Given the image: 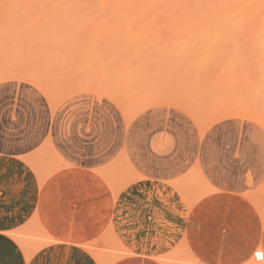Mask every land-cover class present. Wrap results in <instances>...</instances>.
<instances>
[{"label":"rangeland","instance_id":"1","mask_svg":"<svg viewBox=\"0 0 264 264\" xmlns=\"http://www.w3.org/2000/svg\"><path fill=\"white\" fill-rule=\"evenodd\" d=\"M8 1H10V0H8ZM8 1H6V2H8ZM24 1L25 0L18 1L19 3H22L23 5H20L19 3H17V1H16V3L19 4L23 8H25L27 6L29 7L30 6L29 4H31L32 8L27 7L28 9L25 8L26 10L33 9V7H36L38 9L37 12L35 11L37 9H35V10L33 9L34 11L32 10V12H29V13H32L34 15H36V13L39 14L38 13L40 10L38 8L39 6H41L43 9V7L45 5H47L46 4L47 2L45 3V1H44L45 5L43 6V3H42L43 0H39L40 3H38L39 2L38 1V2H36L37 4L34 3L36 0H32V2H29V3H27L29 0H26L27 2L25 1V3H24ZM46 1H49V0H46ZM78 1H81V0H78ZM6 2L4 4L5 5L4 7H1L2 5L0 6V11H1L0 14L2 12L6 14L10 10L9 9L7 11V9L5 8V7H7ZM14 2H15V0H14ZM56 2H57V0H56ZM65 2H63V0L61 2V0H60L59 3L57 2L58 4H56L58 6L60 5L62 7V9L65 10L64 13L66 12L65 6L68 3L67 2L65 4ZM87 2H90L88 4L91 5L89 7L85 3L87 6V7L85 6L86 7L85 10L86 11L89 10L87 12L83 11L84 10L83 7H82L83 8L82 12L80 11L81 10L80 5L84 6L85 4H80L78 2L79 4L77 5V0L74 2L72 1L73 4H70L71 2L68 3L69 7H70V5L71 6L74 5V3H76V6H77V11H76V8H75V10L69 9L67 6L69 13L66 12L67 14H65V17L66 18L69 17V18H67L68 20L64 17L63 14H61L63 12L60 10L61 7L56 6L59 8L58 12L61 14L60 16H62V15L63 16L61 18H60V16H57L59 19H61L60 20L61 22L57 19H55V20L59 21L58 23L64 22L65 25L62 23L63 26H61V24L59 25L56 23V25H55L52 23L53 21H54V23L57 22V21L53 20V18L56 17L54 15L55 13H57L56 10L53 13V15L55 17L51 16L52 18L51 17H50L51 19L49 18L50 14H52V13L49 14L48 10L49 9L51 10V8L54 7L51 5H49V6L47 5L49 8V9L47 8L48 10L44 9V11H47V13L49 15H46V13H43L46 15V17L48 16L50 21L48 18H46L45 16L42 15V12H43L42 9L40 10V11H42L39 15L40 18L36 17L37 15L35 17L33 16L34 21L31 20L32 15L30 16V14L27 13L28 11L26 12L25 9L24 10L26 13L25 12L24 13H25V15H28V16L21 17V15H19V13L17 12L18 9L20 10V6L18 5L19 6L18 7L16 5V3H13V2L12 3L8 2L10 5L8 4L7 8H9L10 6H12V8H13L16 5L15 9H12L13 12L12 13L10 12V13L13 17L14 16H15V18L18 17V19L16 18L17 19L16 21H15V19H13V21L10 20L11 23L10 22L6 23L2 19H0L2 22L7 24V25L2 24L0 21V25H5V27L0 26V52L4 51L3 52L4 54L0 53V56H2V57H0L1 58L0 59V61H1L0 62V64H1L0 68L2 69V70L0 69V154L17 156V157H19V160H20V161L18 160L17 162H1L0 161V264H123V260L126 259L127 257L136 256L138 254L144 255L139 250H141L142 247L146 246L147 243L149 242V240L150 241L153 240L151 243H149V245H153L157 248H161V249L165 250L164 254L162 256H158L156 259L151 258V257L149 258L153 261L158 262L159 264H203L201 261H199L197 259L196 255L194 254L197 251V249L201 250L203 252V254H206V255L208 254L209 256H213V257L226 258V259H230V258L234 259L235 258L236 261L238 262V264H259L260 260L264 264V220L261 218L260 212L257 208V206H258L261 210L264 211V190H263L264 186H262L258 189H255L253 191V193H256V198H257L256 202H252L251 200L245 199V200H247L248 209L250 212H246L244 214V220L246 221L245 223H243L242 217L240 218V223L238 226H237V222H236L237 215H238L236 204L234 202L227 203V201H224L225 196H216L218 194L214 195V193H212V192L206 193L205 188L208 187L207 186L208 182L210 183L212 181L211 176H216V174L219 175L218 173H221V171H222V173L225 174L227 169H229V168L232 169V166H233L232 161L234 160V158L233 157L230 158L231 155H230L229 151H231V149H228V148L226 150L224 149L225 152L222 153L223 155H221V152H223L222 151L223 147L226 148V143L230 141V140L226 141V139L228 140L229 138H224V141H221L223 143H220V142H218V144L214 143V145L217 146V147L216 146L215 147L218 148V150L220 148V151H219L220 154L219 153L216 154L217 152H215V150H217V149L212 147L213 149H215V150H213L211 148V146L208 147V149H207L208 152L206 151L207 153L210 152L211 155H212L211 151H214L215 153H214L213 157L216 155L219 156V160L217 158L218 156L215 158V159H217V160H215V162L219 161V164H222L220 162V160L222 159L223 156L225 157V158L224 157L223 158L226 161L230 160V159L232 160V158H233L232 161L231 160L229 162L227 161L228 163L224 159H222V160H224V161H222L223 165H225V163L227 164L226 169H223V167H222L221 168L222 170H220V168H218L219 166H217L218 164L216 163L217 164L216 165V164H214L215 162L212 161V159H214V158H212V156L207 155V153L205 154L204 151L206 150V147H207V144H205V148H204L205 150L200 151V154H199L200 156L203 155L200 158L201 160L199 159V161H198V166L201 168H197L198 167L197 165L194 166L193 168H189V170H187L184 174L179 176V178H176L177 179L176 181L179 182L178 185L180 188L178 189L174 184L169 183V184H167V187H169V189L166 191L160 190L161 186L155 185L154 183L143 184L141 182V180L133 178L134 175H133L132 171L130 170V165L126 162L123 163L122 161H119L123 156V148L121 146L116 151L114 150L112 152H107V151L98 147V143L96 140L97 139L96 133L100 132L101 130H104V131L106 129L108 130V128L112 127V125L117 126L116 129L123 131V136H124V133L127 131L129 134L128 135L129 139H130V136L132 133L135 134V133L139 132V130H141L142 132H145V130L147 128V127L145 128V125H147L146 124L147 121L142 122L141 120L146 119V118H143V117L140 118V117H137L136 115L138 113H140L141 111H143L144 109L152 107V106L169 105V106H174L176 108L184 110L187 113V115L190 116V119L193 121L196 128L199 129L200 133H205L209 129V127L212 126L216 122V120L219 121V119L223 120V119L228 118V117H235V118H238L240 121H243L244 123H242V122L233 123L235 126L243 125L244 131H247L244 133V137H246V138L242 139V140H244L243 146H246V147L243 148V146H242V148L245 150L242 149L243 153H240L241 157L243 155L241 160H244L242 162H244V163L247 162V164H248V161L250 160V158H254V159H251L249 161V163H251V161L253 162V160L255 162V159H256V163H257V160L260 161L261 157H262L261 156L262 153H260V152H262V150H260V146L264 145V106H263V104H264V91H263L264 90V83H263L264 82V74H263L264 73V69H263L264 68V60H263L264 59V54H263L264 53V45H262V43H260V42H263V44H264V38H263L264 35H262V34L260 35L259 34L260 31L257 34L254 33V36H252L253 39L256 37L254 39V41H255L254 42L251 35L248 36V34L245 33L246 34V36H245V34L243 33L244 31L242 32L241 30L240 31L236 30L238 28L234 29V27L236 25H238V27L241 26V25H239L240 23L238 21L237 22L236 21H230V23H229L230 28H228L227 30H225L226 28H223V27H219V28L216 27L217 23L215 25V28H213V26H212V29L223 28L225 31H227L229 33V36L230 35L232 37L235 36L236 39H241V40L244 39V44H245V47H244L243 44H241V45L239 44L241 41H238V40L236 41L235 38H234V40L233 39L230 40L232 37L231 36L228 37V33L226 32L227 33L226 34L222 30L221 31L214 30L215 32H212L213 30H210V32H209L208 30L211 28L208 29V27H207L208 32L203 31L204 34L206 33L205 35H203V33L200 30L197 31L198 28H196V30H195V27H197V26L199 28L201 26L202 29L204 27H206L207 25L209 26V24H206V23H208V19L205 20V22L203 21L206 24V25H204L201 18H200L201 21H199V24H197V25L196 24H191V25L189 24V26L195 25L194 28H193V26L191 27L194 29V31H193V29L191 30L190 27L186 25L187 28L189 27L188 28L189 30L182 29L183 31L181 32V29H180V31H178L179 29L177 30L175 28L177 21H172L173 17H172V19H171V17L168 18L169 15L167 14L168 15L167 16L164 14V13H166V10H164V7H162V6H164V4L167 5L166 3H161L162 6L160 5V3L156 4V7H155L156 10L158 9L157 11L160 10V13L161 12H164V13L163 14L158 13V15L161 16V19H160V16H155L156 18L159 17L158 19H155V22L153 20L155 17H153L152 20H149V19H151L149 12H153L152 10L149 11L148 14L146 13L147 16H146V14H144V16L141 15L143 17H145V16L148 17V19L147 20L143 19L144 21L141 22L144 26L141 25V23H140V26H138V28L140 27L139 28L140 32H139V30L137 31V29H136L137 28L136 22L133 23V21H135L136 18H138L140 16L139 15L138 16L136 15L137 17L133 16L136 18H135V20H132L133 18H131V15H130L129 17L132 20V22H131L130 18H128V16H127V14H128L127 11L123 10L124 6H126L127 4H120V9L118 8V10H117V12L120 10H123L121 12H123L124 15L126 14V16H125L126 21L123 20L124 16H122L120 14L119 15H120L121 19H117V17L119 15L115 16L113 13V12H115L113 7H116V6H113V7L111 6L114 11L113 12L111 11V13L109 15L113 14L112 20L113 21L116 20L119 22L115 21L116 24H114V22L109 21L107 13H108V11L110 12V10H111L110 9L107 12H105L106 17L104 16V18H105L104 20L105 21L108 20V23L106 24V22H104V20H103V22H100V21L102 19V17H101L102 14L103 15L105 14V13H103L104 12L103 10H105L107 6H104L105 9L102 8L103 9L102 10L100 7L103 6V4L101 5V3L99 4V2L95 1L97 3V5H101L100 7L97 8L95 6V4H94V6H92L93 2L91 0L87 1ZM1 3H3V0L0 1V4ZM50 3H52L54 5L55 1L52 0V2H50ZM81 3H83V2H81ZM13 4H15V5H13ZM34 4L39 5V6L37 7ZM116 4H118L117 5V7H118L119 3H116ZM24 5H25V7H24ZM107 5H109V4H107ZM74 6H72L70 8H74ZM91 7H93V8H91ZM108 7H110V6H108ZM168 7L171 8L172 12H176V10H172L175 8L174 6H173L174 8H172L171 5H169ZM44 8H46V6ZM58 8H57V10H58ZM96 8L97 9L100 8L103 12L101 11L102 12L101 13L99 11L100 9L97 10ZM166 8L167 7H165V9ZM93 9L97 10L99 12V13H97L96 11L93 12V13H97V16H98V14H101V16L99 15L100 20L97 19V17L95 16L96 14L93 15V13L91 12ZM71 10L74 11V16L71 13L72 12ZM136 10L138 11V9H136ZM168 10H169V12H167V13H171L170 9H168ZM4 11H7V12H4ZM22 11L23 10H21L19 12L23 13ZM53 11H51V12H53ZM14 12H17L18 14L15 15L16 13H14ZM88 12H91V13H88ZM133 12L131 14H133ZM3 13L0 15V17L3 15L2 18L7 21L8 19L6 18V15H9V17H11V15L10 14L5 15ZM77 14H79V16H78L79 21L82 23V25L86 26V27H82V25L79 26L81 23L79 21H77V23L79 22L78 26L81 28L82 32L79 28H76L78 26H73L74 24L77 25L76 20L74 21V18L78 20ZM88 14H90L89 17L91 16V20L93 19L92 16H94V23L91 21L88 22L89 24L91 22L92 25L94 26V28L99 29V25H100L99 23H102V24H105V25H103V26H105V28L109 26L110 29L109 30L104 29L102 24H101L100 26L103 28L102 30L92 28L93 30L91 31V33L88 34V32H90V30H91L90 26H92L91 24L88 26L87 20L88 19L90 20V18H88ZM136 14H138V13H136ZM141 14H143V13H141ZM153 14L156 15L157 13L153 12ZM56 15H58V14H56ZM67 15H69V16H67ZM171 15H173L175 18L174 14H171ZM82 16H83V18H82ZM86 16L88 19L86 18ZM26 17H30V19L29 18L26 19ZM41 17L44 19L46 18L45 20L48 19L46 21V23H45V21H42ZM143 17L138 18V19L141 21V19ZM62 18L65 21H62ZM84 18L86 21L85 20L83 21ZM95 18H96V21L97 20L99 21V23L98 22L95 23ZM178 18L181 19L179 16H177V19ZM40 19H41L42 23L39 22ZM168 19H170V20H168ZM191 19L192 18H190V20ZM196 19L194 20V23L198 22V21H196ZM200 19L198 18V20H200ZM66 20H67V22H66ZM120 20H122V21H120ZM23 21H24V24L22 23ZM35 21H36V23H35ZM48 21H49V23H51V24H49V27L52 24H53L51 26L52 28H53V26H55V31H54V28L53 29L51 27L47 28L48 27V25H47ZM70 21L71 22L73 21V22L71 23ZM178 21L181 22V25L184 23V22L182 23L183 20L182 21L178 20ZM16 22L21 23V24H17L18 25L17 26ZM25 22H27L29 24L32 22L33 23L31 25L28 24L26 26L27 23L25 24ZM83 22H86V23L83 24ZM109 22H111V23H109ZM124 22H126V25L128 24L127 25L128 27L125 26ZM192 22H193V20H192ZM201 22H202V24L200 25ZM232 22H234V24H235V26H233L234 24H232L233 30L235 32L230 31ZM97 23H98V25H96V27H95L94 24H97ZM120 23L122 24L121 27L124 28V29L122 28L123 29L122 33H124V31H126L127 34L126 35L124 34V36H126V37L128 36V40L126 39V41H125L124 40L125 38H123L124 36L121 34V29H120L121 36L118 34H116V35H117V37H119V36L121 37L122 43L120 42L119 38H117L115 36L116 32H114V31H116L115 30L116 28H118V29L120 28L119 27ZM152 23H154V26H151ZM157 23L158 24L161 23V24L166 25V27L162 26L164 29L165 28L167 29V26H168V31L164 32L163 31L164 29L161 28L157 32V29H158ZM188 23H189V19H188ZM188 23H186V24H188ZM214 23H215V21H214ZM137 24L139 25V23H137ZM161 24L159 25V28H160ZM168 24H171V26L172 25L173 26L171 27ZM12 25H14V26H12ZM23 25H25V26H23ZM40 25H41V27H40ZM130 25L132 26V28L130 27ZM147 25H150L151 27L150 26L148 27ZM181 25L178 24V26H180V27L185 26V25H182V26ZM8 26L11 27V30H10V28H8ZM21 26H23L24 29ZM30 26H33L35 30H37L36 28H38L39 31H41V32L43 31L42 33L43 34L45 33L48 36L45 35V36H47L45 38L44 36H42L43 35L42 33H40L39 31L35 32V30L34 29L32 30L30 28ZM69 26L76 28L77 32L79 31L81 34L79 32H78V34L74 33L76 29H73V28L69 29ZM87 26H88V28H87ZM111 26H112V28H114L113 33L111 32L113 34L112 37H111L112 34L109 33L111 30H113L111 28ZM186 26L184 28H186ZM243 26L246 27L247 24L244 25V23H243ZM243 26H242V28H244ZM43 27L45 29H48L47 33ZM56 27H58V29H56ZM153 27H154V29H153ZM180 27H178V28H180ZM248 27L250 29H253V27H251V25H249V23H248ZM82 28L83 29L85 28V29L83 30ZM86 28L89 29L88 32L86 31L87 30ZM145 28H148V30L152 33L154 32L152 35L157 36L159 33H161L162 36L163 35L165 36L164 33H166V34L170 33V35L167 34L168 36H165V37H167V38H165L166 41L163 40L164 36H163V38H161V35H160L159 37L161 39L158 38V36H157V38H155L156 36L154 37L156 39V42H155V39L153 37H150L151 38L150 41H153V42H148L149 41L148 38H149L150 34L147 33L149 31L148 30L146 31ZM172 28H174V29H172ZM12 29L14 31L16 29V31L14 32ZM18 29L20 31H23L24 33H27L29 31L28 32L29 35L32 34L33 36L28 37L29 36L28 34L25 35L22 32L19 33ZM40 29H42V30H40ZM50 29L52 30V32L54 31L55 34L54 33L52 34ZM67 29H69V31ZM141 29L142 30L144 29L145 31L144 30L143 31L149 35H146L144 32L141 33ZM17 30H18V32H17ZM59 30H61V31H59ZM104 30L107 32H105ZM134 30L137 31V32L136 31L134 32L135 34L133 33ZM151 30H153V31H151ZM4 31L6 32V34H3ZM72 31H74V32L69 33ZM83 31H84V33H83ZM101 31H103V32H101ZM216 31L217 32L219 31L218 33L223 32L226 36L223 34L221 35V33L217 34V36H216V33H217ZM252 31L254 32V29ZM13 32H14V35L12 34ZM85 32H86V34H85ZM155 32H157L158 34H156ZM174 32H176V33H174ZM194 32H198V34H196V37H195ZM247 32H248V30H247ZM255 32H257V31H255ZM18 33L21 36L18 35ZM36 33L37 34L40 33L42 35H40V34L36 35ZM50 33H51V36H50L51 39H49ZM128 33H130V35L132 33L136 36L137 35L139 36L141 34L142 36H140V38L137 37V39L139 38L141 40V37H142V40H143V41L141 40L142 44H141V41L137 40L136 36H134L135 39L133 40V38H132V40L134 42L133 43L131 42L130 44L126 45L127 42L129 43L130 38H131ZM248 33H251V30ZM262 33H264V32H262ZM107 34L110 36V38H111L110 40H112V38H115V37L118 39L119 45H117L118 44V42H117L116 47H118L119 49L117 48V51L115 52V54L119 53L120 57H118L119 54H117V55L113 54L112 55V53H114V50H111L113 48L112 45L115 44L112 41H114L115 39H113L111 41L112 42V44H111L109 42L110 40H109V36H107ZM183 34H184V36H183ZM15 35H18V36L15 37ZM24 35L26 36L25 37L26 39L27 38L29 40L31 39L30 40L31 42L29 40L26 41L25 38H24L25 39L24 41L20 40L24 44H22L20 41H19L20 43L18 42V40L20 38H18L16 40L17 37L20 36L22 38V37H24ZM52 35H53V38H52ZM56 35H58V36L56 37ZM77 35H78V37H77ZM82 35H84V36H82ZM90 35L94 41L90 40L91 38H88V36L90 37ZM93 35H94V37H92ZM143 35L145 37L147 36V38L146 39L143 38ZM173 35L176 37H174ZM40 36H42V37H40ZM85 36H87V38ZM96 36L100 37V38H98V40H99L98 43L100 44V45H98V47H97V42L95 43V40H97ZM219 36H222V37H219ZM223 36H224V38H223ZM239 36H240V38H239ZM242 36L243 37L245 36V38L248 36L247 39H249V37H251L250 39L256 45L252 44V42H249L250 40L246 41L247 39L243 38ZM14 37H15V39H14ZM32 37H34V38H32ZM102 37L106 38V39H103ZM132 37H133V35H132ZM227 37L230 38V39H227L228 44L226 43L225 40H223ZM42 38L44 41H42ZM54 38H56V39H54ZM69 38H70V41H69ZM35 39L36 40L39 39V41L37 40L35 42ZM66 39H68V40H66ZM84 39H85V42H84ZM100 39H102V41H103L102 45L105 44V46H104L105 48L103 46L101 47L102 41ZM152 39H154V40H152ZM157 39H160L163 42H167V41H170V42H167V44L166 43L164 44L162 41L159 40V42L157 44V41H158ZM184 39L185 40L187 39V41H185ZM258 39H259V41H256ZM13 40H15V42ZM175 40L176 41L178 40V42H175ZM201 40H203V41L206 40V41L203 42ZM89 41L92 43V45H94V44H96V45H94V46L90 45ZM100 41H101V43H100ZM123 41H125V43H123ZM231 41H233V43L236 42V43H234L236 45H234ZM56 42H57V44H56ZM72 42H73V44H75V46L79 42H80V44L77 45L76 49H75ZM137 42H139V44ZM237 42H239V43H237ZM66 43H68V44L66 45ZM150 43L151 44L155 43V45H156L155 49H154L153 45H150ZM172 43H173V46H172ZM174 43H176V44H174ZM194 43H196V44L198 43V44L196 45ZM241 43H243V42H241ZM11 44H14V45H11ZM30 44H32V45H30ZM159 44H162V46H160L162 48L159 47ZM219 44H221L222 47H220ZM223 44H224V46H223ZM247 44L248 45L252 44L253 46L250 45L248 48H246V46H248ZM46 45H48V46L46 47ZM58 45H60L59 48L57 47ZM69 45L71 47H69ZM107 45H108V47H107ZM109 45H110V47H109ZM121 45L123 47H125V45H126L125 48H128V49H126V51H125V49H123V47ZM130 45L132 46L131 48H135L133 51H131V49L129 50ZM166 45H168V47H166ZM170 45H171V47H170ZM189 45H191L192 47H190ZM194 45H195V48H194ZM231 45H232V47H231ZM233 45L235 47L238 46V48L240 47L241 49L235 48ZM43 46H45V47H43ZM65 46L68 49H66ZM87 46H89V48L92 46V48H90L88 50ZM99 46H100V48H99ZM119 46H121L122 48ZM141 46H143V47H141ZM258 46H259V49H258ZM7 47L9 49L8 51H10V52H5ZM18 47H20L18 50H13V49H17ZM54 47L56 48V50ZM62 47L64 48L65 51H63ZM96 47L98 49H95ZM197 47L199 50L198 52H197ZM229 47H231V48L229 49ZM28 48H29L30 52L28 51ZM32 48H33V50H32ZM73 48L75 50H73ZM78 48L79 49L81 48V49L79 50ZM83 48H85V49H83ZM102 48H104V50ZM152 48L154 49L153 51H152ZM168 48H170V49H168ZM173 48H175L176 50ZM178 48H180L179 49L180 51L178 50ZM20 49H21V51H19ZM23 49H25V50H23ZM77 49H78V51H77ZM82 49H83V51L87 49V51L84 52L85 56L82 55V53H81V52H83V51H81ZM94 49H95V51H92ZM165 49H166V51H165ZM249 49H250V51L248 52L247 50H249ZM254 49L256 51L262 49L263 51L261 50L258 53V52H255ZM99 50H101V51H99ZM122 50H123V53L120 52ZM137 50H138V52H137ZM159 50H160V52H159ZM186 50H188V52ZM191 50H192V52H191ZM207 50H212V52L207 51ZM240 50L241 51L243 50L244 52L242 51V53H241ZM52 51L56 52L55 55L53 53H51ZM72 51H74V53ZM102 51H104V52H102ZM139 51L141 54L139 53ZM183 51H185V52H183ZM193 51H194V53H193ZM216 51H218V52H216ZM71 52H72V55L76 54V55H73L72 58H71V56H72ZM78 52L80 54H78ZM86 52H88V53H86ZM97 52L99 53V56L101 55L100 58H99ZM106 52H108V55H106L107 54ZM125 52L130 53V55L132 54L133 57L136 56L137 54H139L138 56L134 57L135 59L138 57H141L144 59H141V61H140V58H138L136 60L134 58L132 59V57L130 55L126 54ZM149 52L151 55L148 54ZM190 52H191V54H190ZM42 53H44V54H42ZM89 53L91 54V56ZM142 53H144V54H142ZM168 53H170V54H168ZM226 53H228V54H226ZM243 53H245L244 56H243ZM34 54H36V55H34ZM40 54L42 55L43 58L41 57ZM62 54H65L64 57H66L67 54H69V56H67V58L69 57L68 59L63 58L65 60H67V62L70 61L69 59L72 60L73 58H75V60L71 61V64L67 63V65H65L64 63L66 61L62 59V57H61V56H63ZM93 54H94V56H92ZM125 54H126V58H127L126 60H125ZM145 54L148 56V58ZM165 54H167V55H165ZM232 54H235V55H232ZM11 55H13V56H11ZM19 55H20V57H19ZM44 55H45V57H44ZM127 55L129 56L130 59L128 58ZM169 55H170L171 59H170ZM203 55H205V56H203ZM229 55H231L232 57L234 56V57L232 58ZM57 56H59V57H57ZM106 56H108V57H106ZM112 56L114 58H117V60L114 58L111 59ZM155 56H158V57H155ZM257 56H258V58H257ZM259 56H262V57L259 58ZM5 57L9 58V60L8 59L6 60ZM11 57H15V58H12L14 60H11ZM29 57H30V59H29ZM53 57H54V62H53ZM80 57H81V60H80L81 63L79 61ZM96 57H98L97 60H96ZM105 57H106V59H105L106 62H107V58H108V62H107L108 64L105 63V60L102 62V58H105ZM246 57H248V60ZM253 57H255L256 59ZM2 58H5V59H2ZM59 58H60V60L61 59L62 60L59 61ZM93 58H94V61H93ZM119 58L120 59L123 58V60H120ZM27 59H29L28 62H27ZM56 59L58 62L56 61L57 64H55V65H57V66L52 65L53 63H55ZM77 59H78V61H77ZM109 59H111V60H109ZM131 59L134 60L135 63H136V61L137 62L139 61L138 64H136L135 68H134L135 63H134V61H131ZM205 59H207L208 61ZM236 59L239 61L237 62ZM16 60L18 62L17 63L18 65H16V62H15ZM32 60L34 63L33 62L30 63ZM145 60H147V61H145ZM168 60H169V62H168ZM6 61H12V64H10L11 62L10 63L8 62V63L13 68L12 67L9 68ZM13 61L15 62V65H14ZM97 61H98V63H96ZM113 61H115V63ZM116 61H118V62L116 63ZM121 61H123V62H121ZM217 61H220L221 63L217 62ZM225 61H226V63H225ZM249 61H251L252 63ZM253 61H254V63H253ZM258 61H260L261 64ZM59 62H60V64H58ZM74 62L77 64L78 63L82 64V68L79 67L80 69H82V72L78 68V66L76 67L77 64L75 65ZM85 62H87L88 64ZM89 62H91V63H89ZM92 62L93 63L95 62L97 65L93 64ZM172 62L174 63L173 65L175 66L176 69L174 67H172L173 66ZM183 62H184V64H183ZM216 62H217V64H216ZM239 62L240 63L242 62L243 65L240 64ZM3 63L6 64L7 67L6 66L3 67V65H4ZM44 63L46 64L47 68L43 67V68H45V71L44 70L39 71V69L40 68L42 69V66L45 65ZM47 63H48V66H47ZM127 63H129L130 65L128 64L129 65L128 66ZM143 63L145 65L144 68H143L144 65L141 67V65ZM145 63H147V66ZM249 63L252 64V67L250 66ZM256 63H257V65H256ZM80 64H79V66H81ZM63 65H65V66H63ZM70 65H71V68L73 66L76 67V69L72 68V70H74L73 71L74 73H72L71 70L70 71L67 70L70 68L69 67ZM85 65L87 67H89V65H90L94 68L91 69L92 67H90L87 70L86 69L87 67ZM100 65H101V67H100ZM106 65L109 67H107ZM176 65H177V67H176ZM53 66H54V68L56 67V71H55V69H53ZM154 66H156V67L154 68ZM158 66H160V67H158ZM190 66L192 67V70L189 69V68H191ZM222 66H224V68ZM254 66H255V68H254ZM38 67H40V68H38ZM65 67H67V68L65 69ZM98 67H99L100 71L97 70ZM128 67H132L134 71L132 72V69L130 70V68L128 69ZM178 67H180L179 70H178ZM36 68H38V69L36 70ZM57 68H59V70ZM60 68H61V72H60ZM122 68H125V70L128 69L130 71H127V70L124 71V69H122ZM170 68H172V69H170ZM230 68L232 71L234 70L233 71L234 74L230 70ZM14 69L16 72L14 71ZM77 69L80 71H78ZM83 69H85V70H83ZM145 69H147V70H145ZM159 69H160V71H159ZM195 69H196V71H195ZM261 69H263V70L261 71ZM62 70H64V71H62ZM94 70H97L99 72L95 73L97 71H94ZM164 70L167 72H165ZM176 70H178V71H176ZM183 70H185V71H183ZM18 71H20V73ZM46 71H47V73L50 72L54 76L51 74L47 75ZM57 71H59V72H57ZM84 71L85 72L88 71L89 74L84 73ZM104 71L106 73H107V71L108 72L110 71L111 73L113 72L114 74L113 73L111 74L109 72L108 73L109 75L108 74L106 75V73ZM117 71L121 72L120 76H119V73ZM157 71L159 73H157ZM189 71L192 75H190ZM197 71L200 73H198ZM220 71L222 74L220 73ZM242 71L245 73H242ZM66 72H68V73L66 74ZM92 72H93V74H92ZM101 72H103L104 75H102ZM140 73H142L141 74L142 77L140 76ZM166 73H167V75H166ZM216 73H217V75H219V74L220 75L218 77L214 76V75H216ZM223 73H224V75H223ZM228 73H230V74H228ZM258 73H259V75H258ZM68 74H69V76H68ZM76 74H77V76H76ZM96 74H97V76H96ZM152 74H153V76H152ZM156 74H158V75H156ZM162 74L163 75L165 74L164 75L165 77H167V76L168 77L171 76V77L165 78ZM177 74L179 77L177 76ZM194 74L196 75V77L198 76V78H196L194 76ZM44 75H47V76H44ZM64 75H66V76H64ZM78 75H80V77ZM113 75H114V77H113ZM138 75H139L138 78L141 77L140 80L142 82L139 79H137ZM181 75H182V77H181ZM183 75H184V77H183ZM202 75H204V76H202ZM225 75L229 76L231 78L228 79V77H226ZM105 76H106V78H105ZM187 76H189V78ZM208 76H209V78H208ZM213 76H214V78H213ZM232 76H233V78L235 77L234 80H233ZM65 77H67V78H65ZM108 77H109V79H108ZM128 77L130 80L128 79ZM134 77H136V78H134ZM177 77H178V80L175 81V79H177ZM70 78H71V80H70ZM98 78H99V80H98ZM123 78H124V80H123ZM156 78L159 79L160 82H163L164 85H163V83H158ZM161 78H163V79H161ZM95 79H97V80H95ZM151 79H152V81H157V82L156 83L152 82ZM153 79H156V80H153ZM167 79H169V80H167ZM254 79H256V80H254ZM40 80H42V81H40ZM81 80H82V82H81ZM138 80L140 81V83ZM190 80H192V81H190ZM207 80H209V81H207ZM215 80H216V82H215ZM259 80H261V81H259ZM127 81H130L131 83L127 82ZM193 81H195V82H193ZM219 81H222V82H220L221 84L219 83ZM240 81H241V83H240ZM253 81H255L256 84ZM202 82H203V84H202ZM224 82H226V83H224ZM50 83H51V85H50ZM60 83H62V84H60ZM250 83H251V86H250ZM223 85H224V87H223ZM245 86L246 87L250 86V87L246 88ZM258 86H259V88H258ZM75 87H77L78 89ZM237 88H239V89H237ZM255 88H257L258 93H257V90ZM130 89H132V90H130ZM192 89H194V90H192ZM223 89H225V90H223ZM248 89H250L251 91ZM29 90H30V92H29ZM203 91H205V92H203ZM222 91H223V93H222ZM246 91H247V93H245ZM262 91H263V93H262ZM224 92H225V94H224ZM244 94H245V96H244ZM260 97H262V98H260ZM20 102L31 103L30 104L31 106L39 108L41 113L43 112L42 113L43 117L46 118L47 122L44 120V122L42 124V122H38V120H37V122L39 124L41 123L43 126L41 124H40L41 125L40 126L39 124H37V122H36L37 125H34L32 123L33 121H31L29 118L25 119L20 115L17 116L16 114L18 113V110H23L24 108H26V107L22 108L19 104ZM41 108H43V111ZM8 109H9V111H8ZM28 110L24 109V111H26V114H28V112L32 111L30 109H28ZM216 112H218V113H216ZM234 112H239L243 115H246L249 118H247L246 116H234V115L230 116V115H228V113L231 114ZM37 113H38V116L36 113L35 114L32 113L36 116V119L38 117L39 118L42 117L41 114H39V111H37ZM31 116H33V115L29 114V117H31ZM35 116H33V118ZM127 116H128V118L133 117L132 118L133 120L130 121L128 126H127V124H125V123H128L126 120ZM116 117H118V118H116ZM33 118H31V119H33ZM80 120H81V122H80ZM39 121H41V120H39ZM50 122H51V124H50ZM5 123H6V125H5ZM209 124H211V125H209ZM183 126H185V130L187 131V129H186L187 124H184ZM206 126H208V127H206ZM142 128H143V130H142ZM202 129L205 130V132ZM133 130L134 131L136 130V131L134 132ZM99 135H101V134H99ZM252 136H254V139L252 138ZM65 139L68 140V142L65 141ZM103 139H106V138L103 137ZM188 139H190V137H188ZM249 139H250V141H249ZM44 140H45V143L43 144L42 147L35 150L33 153H28V152L32 151V149L34 147H36L39 143H41ZM88 140H90L91 142L94 143V145H92L91 148H88L87 142H85ZM190 140H191V142H193V141L195 142L194 139H190ZM245 140H248V142H250L252 145L254 144L255 146L253 147V146H251V144L248 146L247 141H245ZM189 141H187V144ZM179 143L177 146H179ZM182 143H184V142H182ZM193 143H189V144H193ZM256 143H258L257 144L258 146L256 145ZM187 144L185 143L184 145H187ZM189 144H188L187 148L189 147L188 149L190 150L192 145L190 146ZM223 144H225V145H223ZM259 144H260V146H259ZM180 146L182 147V149L178 148V151L180 149V152H181L183 150V148L185 150H187V148L185 146L184 147L182 145H180ZM221 146H222V148H221ZM247 146L249 147L250 150H252L251 151L252 154L250 151H246V150H248ZM256 146L259 148H257ZM209 148H211L210 149L211 151H209ZM88 149H90L91 151L89 152ZM256 149H259V150L257 151ZM92 152H96L98 154L97 157L93 161H91V159H89V154ZM202 152H204V153L201 155ZM244 152H246V155L244 154ZM247 152H250V154H251V156H250V154L248 153V155L250 156L249 160L247 159V157H248ZM67 154H68V156L76 155V156L82 158L83 161H80V164H82V165L92 164V162H95V163L101 164V167L97 168V167L92 166V168H97V169H93L92 174L90 173L87 175L85 173L87 175V177L86 176L83 177V173H81L82 170H79V168L76 167V165H74L73 163L70 162ZM257 154L259 155L258 157H257ZM181 155H179V156H181ZM252 155L253 156L256 155L255 157H257V158L252 157ZM220 156H222V157L220 158ZM86 157H88V158H86ZM182 157H183V155H182ZM191 157L193 159L192 155L188 156L189 160L191 159ZM203 157H204V159H203ZM206 157H207V159H206ZM209 157H211V159ZM227 158H229V159H227ZM244 158H246L248 161L245 160ZM192 159L190 161H192ZM203 160H206V161L203 162ZM106 161H108V162H106ZM190 161H188V159H187V163L189 162L188 164H190ZM211 161L213 163H210ZM103 162H106V164L102 165ZM184 162H186L185 158H184ZM199 162H200V164H199ZM201 162L203 164H201ZM131 163H133V162L131 161ZM204 163H206V164H204ZM229 163L232 165H229ZM207 164L209 166H207ZM239 164L240 165H238V168H241L240 167L241 162ZM186 165L187 164L185 163L184 166H186ZM200 165H203V166H200ZM206 166L209 168H207ZM210 166H212L213 168L215 166H217V167H216V169L213 170V168ZM242 166H244V165H242ZM195 167L198 169V171H196L197 174H195V172H194L196 170ZM206 168H207V170H206ZM166 170H167V172H166ZM202 170H203V173H202ZM205 170H206V172H205ZM216 170H220V172L217 171L218 173L217 172L214 173V171H216ZM178 171H179L178 165L175 167L163 165L154 174L157 175L160 173L163 177H165L167 175L172 174L173 172H178ZM206 173H207L208 178L211 180L206 179V176H205ZM210 174H212V175H210ZM198 175L200 178L197 177ZM207 180H209V181L207 182ZM165 181L168 182V180H165ZM204 182L207 184H205ZM258 191H259V193H257ZM218 197H219V199H218ZM221 197H223V198H221ZM243 197L246 198L245 196H243ZM232 199H233V201L236 200L233 197H232ZM245 208H246V206H245ZM252 211H254L256 213V217L258 219V221L256 223L253 222L254 218L252 216ZM241 213H242V209H241L240 214ZM248 218H249V221H248ZM126 247H132V249H136L137 252L135 254L129 253V251L126 249ZM144 256H147V255H144ZM146 258H148V257H146Z\"/></svg>","mask_w":264,"mask_h":264},{"label":"bare ground","instance_id":"2","mask_svg":"<svg viewBox=\"0 0 264 264\" xmlns=\"http://www.w3.org/2000/svg\"><path fill=\"white\" fill-rule=\"evenodd\" d=\"M0 1H2V0H0ZM6 1H8V0H3V3H1L0 6L2 5L1 7H4V6H5L4 4H5ZM16 1H17V3H19L18 1H20V0H15V2H14V0H13V1L10 0V1H8V2H9V3H10V2H11V3H12V2H13V3H16ZM21 1H23V0H21ZM25 1H26V0H25ZM25 1H24V3H25ZM38 1H39V0H36L35 2H34V1H33V2L36 3V2H38ZM44 1H45V3L47 2L46 4H47L48 6H49V5L54 6V7H53L54 9L51 8V10H50V9L48 8V6L45 5ZM49 1H50V0H49ZM49 1H46V0H43V2L41 1V2L43 3V6H44V5L46 6V8H44V7H45V6H44L43 9H42L41 6L36 5L37 3L34 4V5L37 6V7L39 6L38 8H39L40 10H41V9L43 10V12L39 10V12H38L39 14L36 13L37 16L34 15V14H32V13H29V12H32L33 9H34V10L37 9L36 7H33V9L26 10V9H28V8H32V5H31V4H29L31 7H30V6H29V7L27 6L28 8L25 7V5H24V7L26 8V9H25V8H23V7L20 6V5H23L22 3H19L20 5L16 3L17 6H18V5L20 6V10H19V9H18V10H19V11L23 10V11H22L23 13L19 12L18 10H17V12L19 13V15H21V17H24V16H28V15H25V13L28 11L27 13H29L30 16L32 15V16H31V20H33V16H34V17L36 16V17H39V18H40L39 15H40L41 12H42V15L45 16V17H46V15H49L50 13H52V14H50L49 18H50L51 16L53 17V16L55 15L56 17L54 16L55 18H53V20L57 19V20L60 21L61 19H59L57 16H60L61 14H63L64 17H65V14H67L66 12L69 11L68 8H69V9H74V10H75V8H76V11H77L76 3H74V5H75L76 7H75L74 5H72V6H74V8H70V7H72L70 4H73L72 1L74 2V1H76V0H67V1H66V0H63V2L66 1L65 4H66L67 2H68V3L71 2V3L69 4L70 7L68 6V3H67V5L65 6V9H66V12H65V13H64L65 10L62 9V7H61L60 5H59V6L56 5V4L59 3L60 0H59V1L57 0L58 3L56 2V0H53V1H55V4H54V5H53L52 3H50V2H52V0H51L50 2H49ZM69 1H70V2H69ZM87 1H90V0H81V1H78V0H77V5H78L79 3H80V4H85V3H86L87 6L90 7L91 5L88 4V3H90V2H87ZM91 1L93 2V3H92V4H93L92 6H94V4H95V6H96L97 8L100 7V6L103 4V6L100 7L101 9H102V8L105 9L104 6H107V7H108V6H110V7H111V6H112V7H113V6H116V7H113L114 10H115V12H113L114 10H113L112 7H111V8H110V7H108V8L106 7V9H107V10L105 9L106 11L102 9L104 12H103L100 8H99L100 10L96 8L97 10H99L100 12L102 11L103 13H105V12H107L108 10L111 9L110 12L108 11L107 14H108L109 21L114 22V24H116V23H115L116 20H114V21L112 20V18H113L112 15H113V14H112V15H109V14L111 13V11L114 13L115 16H118L119 14L122 15V16H124V19L122 18L123 20H125V16H126V14L124 15L123 12H121V11H123V10H124V11H127V13H128L127 16H128V18H130L129 16L131 15V18H133L132 20H135V18H136L138 15L140 16V17H138V18H141V17L144 16V14H146V13L148 14V12L152 10L154 13H157V14L155 15V14H153V12H149V13H150L149 15H150V18H151V19H149V20H152L153 17H155V16H160V15H158V13H159V14H163V13H164V12H161V13H160V10L157 11L158 9L156 10V8H155V7H156V4H159V3H160V5L162 6L161 3H166L167 5L164 4V6H162V7H164V10H166V13H164V14H165V15L168 14V15H169V16L167 15L168 18L171 17V19H172V17H173L172 21H177V24H176V27H175V28H176L177 30L179 29L178 31H180V29H181V32L183 31L182 29L189 30L188 28L190 27V29L192 30V29L195 27V25H194V26L192 25L193 28H191L192 26H189V24H190V25H191V24H196V25H197V24H199V21H201V19H202V22H203V21L205 22V20L208 19V23H206V24H209V26L207 25L206 27H204L205 29H204V28L202 29L201 26H200V25L202 24V22H201L200 25H199L200 28L197 26V27H195V30H196V28H198L197 31L200 30L202 33H203V31H206V32L209 31V32H210V30H213L212 32H215L214 30H219V31L222 30L224 33H226L227 31H225V30H227L228 28H230V26H229V25H230V24H229L230 21H236V22L238 21V22L240 23V24H239V23H238V24L241 25V26H240V27H238V25L235 26L234 22H232V23H231V30L229 29L231 32H235V31L233 30V26H235L234 29L238 28V29H236V30H239V31L241 30L242 32L244 31V32H243L244 34L247 33L248 36L251 35V37L254 36V33L257 34L259 31H260V32H259L260 35H261V34L264 35V33H262V32H264V0H91ZM95 1H96V2H99V4L101 3V5H97V3H96ZM8 2H6V6H7V7H8V4H9ZM26 2H27V1H26ZM29 2H32V0H29L27 3H29ZM61 2H62V0H61ZM78 2H79V3H78ZM81 2H83V3H81ZM103 2H104V3H103ZM106 2H107V3H106ZM38 3H40V1H39ZM49 3H50V4H49ZM110 3H111V4H110ZM116 3H119V6H118V7H117L118 4H116ZM168 3H169V4H168ZM32 4H33V3H32ZM86 4H85L84 6H83V5H80V6H81V7H80V8H81L80 11H81V12H82V9H83V8H84L83 11H86V10H85L86 7H87ZM107 4H109V5H107ZM114 4H115V5H114ZM120 4H127V5L124 6V9H123V10H120V11L117 12L118 8L120 9ZM132 4H133V5H132ZM9 5H10V4H9ZM13 5H15V4H13ZM16 5H15V7H16ZM34 5H33V6H34ZM41 5H42V4H41ZM63 5H64V4H63ZM130 5H131V6H130ZM169 5H171L172 8L175 7V8L172 9V10H176V12H172V11H171V8L168 7ZM172 5H173L174 7H173ZM19 6H18V7H19ZM51 6H50V7H51ZM56 6L61 7L60 10L63 11L61 14L58 12V11H59V8L56 7ZM67 6H68V8H67ZM85 6H86V7H85ZM122 6H123V5H122ZM127 6H128V7H127ZM161 6H160V7H161ZM7 7H5V8L7 9V11H8L9 9H10V10H9L8 12H7V11H4V12H7L6 14H10V15H11V13L13 12L12 9H15V7H13V8H12V6H10L11 8H10V7L7 8ZM40 7H41V8H40ZM55 7H56V8H55ZM82 7H83V8H82ZM165 7H167L168 9H170V12H171V13H167V12H169V10H168L167 8L165 9ZM22 8H23V9H22ZM47 8H48L49 10H48ZM57 8H58V10H57ZM78 8H79V7H78ZM91 8H93V7H91ZM131 8H132V9H131ZM135 8L138 9V11H137ZM153 8H154L155 10H154ZM16 9H17V8H16ZM24 9L26 10V12H25ZM44 9L48 10V13H49V14L47 13V11H44ZM89 9H90V8H89ZM34 10H33V11H34ZM53 10H54V11H53ZM55 10L57 11V13H55V14L53 15V13L55 12ZM93 10H94V9H93ZM93 10L91 11L92 13L95 12V11H96L97 13H99L97 10H94V11H93ZM130 10H131V11H130ZM35 11L37 12L38 9L35 10ZM51 11H53V12H51ZM71 11H72V10H71ZM87 11H89V10H87ZM87 11H86V12H87ZM133 11H134V12H133ZM0 12H1V11H0ZM10 12H11V13H10ZM17 12H14V13H16L15 15L18 14ZM24 12H25V13H24ZM91 12H88V13H91ZM102 12H101V13H102ZM119 12H120V13H119ZM129 12H130V13H129ZM132 12H133V14H131ZM135 12L138 13V14H136ZM2 13H3V12H2ZM2 13H1V14H2ZM20 13H21V14H20ZM43 13H46V15L43 14ZM68 13H69V12H68ZM71 13H72L73 16H74V11H72ZM75 13H76V12H75ZM83 13H84V12H83ZM97 13H93V15L96 14L95 16L97 17L98 20H100L99 15L101 16V14H98V16H97ZM115 13H116V14H115ZM117 13H118V14H117ZM139 13H140V14H139ZM141 13H143V14H141ZM1 14H0V15H1ZM3 14H5V13H3ZM6 14H5V15H6ZM56 14H58V15H56ZM86 14H87V13H86ZM147 14H146V16H147ZM171 14H174V15H175V18H174V16L171 15ZM5 15H4V16H5ZM63 15H62V16H63ZM70 15H71V14H70ZM75 15H76V14H75ZM82 15H83V14H82ZM89 15H90V14H88V18H90V20H89V19L87 18V16H86V18L88 19V20H87V23H88L89 21H91V22L94 23V16H92V18H93V19H92L93 21H92V20H91V16L89 17ZM105 15H106V13H105L104 15L102 14V16H101L102 19H101L100 22H103V20L105 19V18H104ZM120 15L118 16L119 18L117 17V19H121V18H120ZM136 15H137V16H136ZM141 15H143V16H141ZM149 15H148V16H149ZM176 15L179 16L181 19H179V18L177 19V16H176ZM62 16H60V18H61ZM67 16H69V15H67ZM71 16H72V15H71ZM78 16H79V14H77V18H78V20L74 18V21L76 20V24H77V25L74 24L73 26H78V25H79V22H80V21H79V17H78ZM111 16H112V17H111ZM133 16H136V17H133ZM146 16H145V17H146ZM2 17H3V15L0 17V19H2V20H3L4 22H6V23H7V22H10V23H11L10 20L13 21V19H15V21H16V20L18 19V17H16V18H17V19H16L15 16L13 17V16L11 15V17H12V18H11V17H9V15H6V18L9 20V21H8V20L6 21V20L3 19ZM52 17H51V18H52ZM105 17H106V16H105ZM145 17H143V18L141 19V21H140L138 18H136V20L133 21V23L136 22V25H137L136 27H137V28H136L135 26H134V27L137 29V31L139 30V32H140V29H139L140 27L138 28V26H140V23H141L142 21H144L145 19H146V20L148 19V17H146V18H145ZM28 18L30 19V17H26V19H28ZM46 18H48V16H47ZM46 18H45V19H46ZM49 18H48V19H49ZM51 18H50V19H51ZM65 18H66V17H65ZM67 18H69V17H67ZM67 18H66V19H67ZM82 18H83V16H82ZM115 18H116V17H115ZM131 18H130V20H131ZM158 18H159V17H157V18L155 17V18L153 19L154 22H155V19H158ZM162 18H163V17H162ZM184 18H185V19H184ZM190 18H192V19L190 20ZM193 18H194V19H193ZM196 18H197V19H196ZM198 18H199V19L201 18V19L198 20ZM26 19H25V20H26ZM35 19H36V18H35ZM41 19H42V21H45V23H46V21L48 20V19L45 20V19L42 18V17H41ZM41 19L39 20V22H41ZM50 19H49V21H50ZM72 19H73V18H72ZM143 19H144V20H143ZM160 19H161V16H160ZM176 19H177V20H176ZM188 19H189V23H188ZM195 19H196V21H198V22L194 23V20H195ZM203 19H204V20H203ZM22 20H23V19H22ZM57 20H55V21H57ZM67 20H68V19H67ZM67 20H66V22H67ZM69 20H70V19H69ZM84 20H85V18L83 19V21H84ZM98 20L96 21V18H95V23H96V22L99 23ZM132 20H131V22H132ZM137 20H138V21H137ZM168 20H170V19H168ZM178 20H181V21L183 20L182 23H183V22H184V23H183L182 25H185V26L187 25V26H189V27L187 28V26H186V28H184L185 26L183 27V26L181 25V22L178 21ZM184 20H185V21H184ZM192 20H193V22H192ZM246 20H247L248 22H247ZM0 21H1V20H0ZM33 21H34V20H33ZM36 21H37V20H36ZM36 21H35V23H36ZM49 21H48V23H47L48 27L46 26L47 28H50L53 24L56 25V23L59 24V25L61 24V26H63V24H64V22H62V23H63V24H62V23H58L59 21H57V22H55V23H54V21H53V22L51 21L53 24L49 27V24H51V23H49ZM62 21H65V20H63V18H62ZM77 21H79V22L77 23ZM85 21H86V20H85ZM120 21H122V20H120ZM125 21H126V20H125ZM139 21H140V22H139ZM186 21H187V22H186ZM211 21H212V22H211ZM214 21H215V23H214ZM226 21H227V22H226ZM241 21L244 23V25L247 24V26H246V27L243 26V23H242ZM4 22L1 21L2 24H6V23H4ZM37 22H38V21H37ZM60 22H61V21H60ZM70 22H71V21H70ZM70 22H69V23H70ZM72 22H73V21H72ZM72 22H71V23H72ZM91 22H90V24L92 25ZM104 22H106V24H107V23H108V20H107V21L104 20ZM111 22H109V23H111ZM116 22H119V21H116ZM179 22H180V23H179ZM185 22L188 23V24H186ZM191 22H192V23H191ZM204 22H203V23H204ZM206 22H207V21H206ZM22 23L24 24V21H23ZM26 23H27V22H25V24H26ZM32 23H33V22H32ZM32 23H30V24L27 23L26 26H27L28 24L31 25ZM41 23H42V22H41ZM71 23H70V24H71ZM80 23H81V22H80ZM85 23H86V22H83V24H85ZM98 23H97V24H94L95 27H96V25H98ZM124 23H125V26L128 27V26H127L128 24L126 25V22H124ZM137 23H139V25H138ZM172 23H173V22H172ZM212 23H213V24H212ZM216 23H217V25H216ZM248 23H249V25H251V27H253L254 32L252 31L253 29H250V28L248 27ZM8 24H9V23H8ZM14 24H15V23H14ZM17 24H21V23H17V22H16V25H17ZM67 24H68V23H67ZM90 24L88 23V26H89ZM99 24L101 25L102 23H99ZM118 24H119V23H118ZM155 24H156V23H155ZM160 24H161V23H160ZM160 24L157 23V26H158V27H157L158 29L156 28V29H157V32H158L159 29H161V28L164 29L162 26L166 27V25L161 24V26H160V28H159V25H160ZM178 24H180L182 27L178 26ZM206 24L204 23V25H206ZM211 24H212V25H211ZM232 24H234V25L232 26ZM6 25H7V24H6ZM59 25H58V26H59ZM64 25H65V24H64ZM81 25H82V23H81L79 26H81ZM86 25H87V24H86ZM100 25H99V29H98V28H94L93 25L90 26V27H91L90 32H88L89 29H87V28H88V26H87V28H86L87 30H86V31H87L88 34H89V33H91V31H92L93 29H98V30H102L103 28L106 29V30H109V29H110L109 26L105 28V26H103V25H105V24H102L103 28H102ZM121 25H122V24L120 23V25H119L120 28H119V29L116 28V29H115L116 31H114V28H112V26H111V28H112L113 30H111L109 33L112 34L113 31L116 32V33H115V36H116V37H117L116 34H118V35H120V36H121V34H122L123 36H124V34L126 35V34H127L126 31H124V33H122V31H123L124 28L121 27ZM134 25H135V24H134ZM141 25H143V24L141 23ZM168 25L171 26V24H168ZM215 25H216V27H218V28H219V27H223V28H226V29H225V30H224L223 28H220V29H212V26H213V28H215ZM0 26H1V27H2V26L5 27V25H0ZM12 26H14V25H12ZM17 26H18V25H17ZM23 26H25V25H23ZM23 26H21V27H23ZM66 26H67V25H66ZM79 26L76 27V28H79V29L81 30V28H80ZM125 26H124V27H125ZM143 26H144V25H143ZM147 26L149 27L150 25H147ZM151 26H154V23H152ZM151 26H150V27H151ZM172 26H173V25H172ZM172 26H171V27H172ZM242 26H243L244 28H242ZM40 27H41V25H40ZM40 27H39V28H40ZM82 27H86V26H85V25H82ZM90 27H89V28H90ZM97 27H98V26H97ZM100 27H101V28H100ZM130 27L132 28L131 25H130ZM155 27H156V26H155ZM178 27H180V28H178ZM207 27H208V29H209V28H211V29H209V30L207 31ZM8 28H10V30H11V27L8 26ZM30 28H31L32 30L34 29L33 26H30ZM35 28H36V27H35ZM43 28H44V27H43ZM43 28H42V29H43ZM51 28H52V27H51ZM53 28H54V31H55V26H53ZM53 28H52V29H53ZM62 28H63V27H62ZM67 28H68V27H67ZM71 28H73V27L69 26V29H71ZM76 28H73V29H76ZM92 28H93V29H92ZM107 28H108V29H107ZM122 28H123V29H122ZM241 28H242L243 30H242ZM23 29H24V27H23ZM31 29H30V30H31ZM36 29H37V30L34 29L35 32H36V31H39L38 28H36ZM42 29H40V30H42ZM56 29H58V27H56ZM60 29H61V28H60ZM63 29H64V28H63ZM69 29H67V30L69 31ZM82 29H83V28H82ZM84 29H85V28H84ZM84 29H83V30H84ZM117 29H118V30H117ZM120 29H121V34H120ZM127 29H128V28H127ZM153 29H154V27H153ZM170 29H171V28H170ZM172 29H174V28H172ZM244 29H245V30H244ZM12 30H13V29H12ZM18 30H19V29H18ZM18 30H17V32H18ZM44 30H45L46 33H47V30H48V29H45V28H44ZM50 30H51V29H50ZM143 30H144V29H143ZM143 30L141 29V33L144 32L145 30L147 31L148 28H145L144 31H143ZM232 30H233V31H232ZM247 30H248V32H250V30H251V33H248ZM2 31H3V30H2ZM13 31H14V30H13ZM15 31H16V29H15ZM15 31H14V32H15ZM45 31H44V32H45ZM54 31L52 32V30H51L52 34L54 33ZM56 31H57V30H56ZM59 31H61V30H59ZM65 31H66V30H65ZM104 31H105V30H104ZM117 31H118V32H117ZM135 31H136V30H134L133 33H134ZM137 31H136V32H137ZM148 31H149V30H148ZM151 31H153V30H151ZM163 31H164V32H165V31L167 32V31H168V26H167V29L165 28ZM193 31H194V29H193ZM219 31H218V32H219ZM245 31H246V32H245ZM255 31H257V32H255ZM4 32H5V31H4ZM4 32H3V34H6V32H5V33H4ZM11 32H12V31H11ZM14 32L12 33L13 35H14ZM20 32L24 33L23 31H20V30H19V33H20ZM28 32H29V31H28ZM28 32H27V33H24V34H25V35H26V34L29 35ZM39 32L42 33L43 31H42V32L39 31ZM48 32H49V31H48ZM73 32H74V31L69 32V33H73ZM78 32H79V31H78ZM78 32H77V29H76L74 33L78 34ZM81 32H82V30H81ZM96 32H97V31H96ZM101 32H103V31H101ZM105 32H107V31H105ZM105 32H104V33H105ZM111 32H112V33H111ZM157 32H155V33L158 34ZM164 32H163V33H164ZM176 32H177V31H176ZM176 32H174V33H176ZM189 32H190V31H189ZM216 32H217V31H216ZM218 32L216 33V36H217V34H220V33H221V35H222V34L225 35L223 32H220V33H218ZM242 32H241V33H242ZM19 33H18V35H20ZM40 33H39V34H40ZM79 33H80V32H79ZM83 33H84V31H83ZM144 33H145L146 35H149V34H150V35H149V38H148V39H149L148 42H153V41H150V39H151L150 37H153V38H154V37L156 36V35H152L154 32L152 33V32L149 31V32H147V33H149V34H147L146 32H144ZM184 33H185V32H184ZM191 33H192V32H191ZM194 33H195V37H196V34H198V32H194ZM202 33H201V34H202ZM227 33H228V32H227ZM227 33H226V34H227ZM12 34H11V35H12ZM39 34L36 33V35H39ZM42 34H43V33H42ZM42 34H40V35H42ZM48 34H49V33H48ZM54 34H55V33H54ZM80 34H81V33H80ZM85 34H86V32H85ZM93 34H94V33H93ZM128 34L130 35V33H128ZM134 34H135V33H134ZM134 34L131 33V35H130V37H131V38H130V41H129V43L127 42L126 45L130 44L131 42H132V43L134 42V41H133V40L135 39L134 36H136V35H134ZM145 34H144V35H145ZM164 34H165V36L170 35V33H167L168 35H167L166 33H164ZM205 34H206V33H205ZM205 34L203 33V35H205ZM244 34H243V35H244ZM252 34H253V35H252ZM259 34H258V35H259ZM18 35H15V37L18 36ZM22 35H23V34H22ZM25 35H24V37H22V38L20 37V36H21V35H20L19 37L16 38V40H17L18 38H20V39L18 40V42H19L20 40H23V41H24V40L26 39V38H25V37H26ZM28 35H27V36H28ZM45 35H47V34L44 33L42 36H44V37L46 38L48 35H47V36H45ZM99 35H100V34H99ZM105 35H106V34H105ZM132 35H133V37H132ZM144 35H143V38L146 39L147 36L145 37ZM151 35H152V36H151ZM160 35H161V38H163L164 35L162 36L161 33H159V34L157 35L158 38H160V37H159ZM180 35H181V34H180ZM188 35H189V34H188ZM234 35H235V34H234ZM30 36H33V35L30 34L28 37H30ZM42 36H40V37H42ZM50 36H51V33H50V35H49V39H51ZM57 36H58V35H56V37H57ZM82 36H84V35H82ZM107 36H109V35L107 34ZM112 36H113V34L111 35V37H112ZM120 36L117 37V38H119L120 42L122 43V41H121V37H120ZM140 36H142V35H141V34H140L139 36L137 35V36H136V39H137V37L140 38ZM157 36H156L155 38H157ZM165 36H164V39H163L164 41H166L165 38H167V37H165ZM173 36H174V35H173ZM183 36H184V34H183ZM186 36H187V35H186ZM186 36H185V37H186ZM197 36H198V35H197ZM200 36H201V35H200ZM225 36H226V35H225ZM230 36H231V35H230ZM230 36H229V33H228V37H230ZM245 36H246V34H245ZM245 36H244V37L242 36V37L245 38ZM248 36H247V37H248ZM15 37H14V39H15ZM54 37H55V36H54ZM77 37H78V35H77ZM85 37L87 38V36H85ZM92 37H94V35H93ZM96 37H97V36H96ZM96 37H95V38H96ZM116 37H115V38H112V40L115 39L114 41H112V40H110L111 38H110V36H109V40H110L109 42H110L111 44H112V42L115 43V44L112 45L113 48H112L111 50H114V53H112V55L115 54V52L117 51V48H118V47H116V46L119 45V41H118V39H117ZM174 37H176V36H174ZM214 37H215V36H214ZM214 37H213V38H214ZM219 37H222V36H219ZM228 37L225 38V39H223V38H224V36H223L222 39L225 40L226 43H227V41H228L227 39H230V38H228ZM231 37H232V36H231ZM236 37H237V36H236ZM242 37H241V38H242ZM247 37H246L245 39H247ZM251 37H249V39H247L246 41L250 40L249 42H252V40L250 39ZM24 38H25V39H24ZM32 38H34V37H32ZM52 38H53V35H52ZM80 38H81V37H80ZM88 38H91V35H90V37L88 36ZM98 38H100V37H97V38H96L97 40H95V43L97 42V47H98V45H100V44L98 43V41H99ZM102 38H103V37H102ZM107 38H108V37H107ZM123 38H125V39H124L125 41H126V39L128 40V36H127V37L124 36ZM132 38H133V40H132ZM139 38H138L137 40H140ZM155 38H154V39H155ZM161 38H160V39H161ZM183 38H184V37H183ZM234 38H235V36L232 37L230 40H232V39L234 40ZM237 38H238V37H237ZM239 38H240V36H239ZM255 38H256V37H255ZM255 38H254V39H255ZM257 38H258V37H257ZM259 38H260V37H259ZM263 38H264V37H263ZM54 39H56V38H54ZM78 39H79V38H78ZM103 39H106V38H103ZM154 39H152V40H154ZM160 39H157V40H158V41H157V44H158V42H159ZM202 39H203V38H202ZM210 39H211V38H210ZM216 39H217V38H216ZM235 39H236V38H235ZM252 39H253V37H252ZM254 39H253V41H254ZM260 39H261V38H260ZM27 40H29V39L27 38L26 41H27ZM30 40H31V39H30ZM30 40H29V41H30ZM33 40H34V39H33ZM37 40L39 41V39H37ZM37 40L35 39V42H36ZM45 40H46V39H45ZM62 40H63V39H62ZM66 40H68V39H66ZM66 40H65V41H66ZM88 40H89V39H88ZM88 40H87V41H88ZM90 40L94 41L92 38H91ZM100 40L102 41V39H100ZM137 40H136V41H137ZM141 40H142V37H141ZM141 40H140V41H141ZM178 40H179V39H178ZM178 40H177V41L175 40V42H178ZM184 40H185V39H184ZM191 40H192V39H191ZM237 40L243 42V43H241V42H240V43L237 42V43H239L240 45L243 44V46L245 47L244 39H243V40H241V39H236V41H237ZM13 41L15 42V40H13ZM26 41H25V42H26ZM42 41H44L43 38H42ZM69 41H70V38H69ZM101 41H100V43H101ZM104 41H105V40H104ZM111 41H112V42H111ZM125 41H123V43H125ZM142 41H143V40H142ZM142 41H141V44H142ZM160 41H162V40H160ZM185 41H187V39H186ZM201 41H203V40H201ZM204 41H206V40H204ZM204 41H203V42H204ZM225 41H224V42H225ZM256 41H259V39L256 40ZM14 42H13V43H14ZM20 42H21V41H20ZM20 42H19V43H20ZM30 42H31V41H30ZM82 42H83V41H82ZM84 42H85V39H84ZM89 42H90V41H89ZM89 42H88V43H89ZM117 42H118V44L116 45ZM146 42H147V41H146ZM155 42H156V39H155ZM162 42H163V41H162ZM167 42H170V41H167ZM167 42H163V43H164V44H165V43L167 44ZM193 42H194V41H193ZM208 42H209V41H208ZM217 42H218V41H217ZM221 42H222V41H221ZM229 42H230V41H229ZM231 42L233 43V41H231ZM254 42H255V41H254ZM21 43H22V42H21ZM27 43H28V42H27ZM27 43H26V44H27ZM63 43H64V42H63ZM74 43H75V42H74ZM121 43H120V44H121ZM135 43H136V42H135ZM137 43L139 44V42H137ZM180 43H181V42H180ZM186 43H187V42H186ZM190 43H191V42H190ZM201 43H202V42H201ZM206 43H207V42H206ZM226 43H225V44H226ZM234 43H236V42H234ZM234 43H233V44H234ZM260 43H262V45H264L263 42H260ZM17 44H18V43H17ZM22 44H24V43H22ZM26 44H25V45H26ZM28 44H29V43H28ZM56 44H57V42H56ZM59 44H60V43H59ZM67 44H68V43H66V45H67ZM69 44H70V43H69ZM72 44H73V42H72ZM76 44H77V43H76ZM79 44H80V42H79L77 45H79ZM83 44H84V43H83ZM86 44H87V43H86ZM89 44L92 45L91 42H90ZM102 44H103V41H102V43H101V47H102V46L104 47L105 44H104V45H102ZM108 44H109V43H108ZM148 44H149V43H148ZM170 44H171V43H170ZM174 44H176V43H174ZM191 44H192V43H191ZM194 44H196V43H194ZM197 44H198V43H197ZM197 44H196V45H197ZM227 44H228V43H227ZM252 44H254V43L252 42ZM252 44H250V45L253 46ZM258 44H259V43H258ZM258 44H257V45H258ZM11 45H14V44H11ZM15 45H16V44H15ZM20 45H21V44H20ZM30 45H32V44H30ZM60 45H61V44H60ZM60 45H58L57 47L59 48ZM73 45H74V48L76 49V46H77V45H76V46H75V44H73ZM84 45H85V44H84ZM87 45H88V44H87ZM90 45H89V46H90ZM94 45H96V44H94ZM94 45H92V46H94ZM126 45H125V47H126ZM136 45H137V44H136ZM150 45H153V46H154V49H155V46H156L155 43H154V44H151V43H150ZM216 45H217V44H216ZM234 45H236V44H234ZM234 45H233V46H234ZM247 45H248V44H247ZM250 45L246 46V48H248ZM254 45H256V44H254ZM23 46H24V45H23ZM47 46H48V45H46V47H47ZM52 46H53V45H52ZM89 46H87V47H88V50H89L90 48H92V46H91L90 48H89ZM121 46H122V45H121ZM121 46H119V47H121ZM143 46H144V45H143ZM143 46H141V47H143ZM146 46H147V45H146ZM160 46H162V44H159V47H160ZM163 46H164V45H163ZM172 46H173V43H172ZM174 46H175V45H174ZM189 46L192 47L191 45H189ZM198 46H199V45H198ZM206 46H207V45H206ZM219 46L222 47L221 44H219ZM223 46H224V44H223ZM20 47H21V46H20ZM20 47H18L17 49H13V50H18ZM43 47H45V46H43ZM65 47H66V46H65ZM69 47H71V46L69 45ZM82 47H83V46H82ZM84 47H85V46H84ZM87 47H86V48H87ZM97 47H96L95 49H98ZM107 47H108V45H107ZM109 47H110V45H109ZM115 47H116V48H115ZM122 47H123V46H122ZM122 47H121V48H122ZM125 47H123V49H125V51H126V49H128V48H125ZM128 47H129V46H128ZM131 47H132V46L130 45L129 50L131 49V51H133L135 48H131ZM136 47H137V46H136ZM164 47H165V46H164ZM166 47H168V45H166ZM170 47H171V45H170ZM177 47H178V46H177ZM185 47H186V46H185ZM190 47H189V48H190ZM209 47H210V46H209ZM227 47H228V46H227ZM231 47H232V45H231ZM231 47H229V49H230ZM234 47H235V46H234ZM234 47H233V48H234ZM22 48H23V47H22ZM54 48H55V47H54ZM62 48H63V47H62ZM74 48H73V50H75ZM99 48H100V46H99ZM104 48H105V47H104ZM104 48H102V49L104 50ZM137 48H138V47H137ZM137 48H136V49H137ZM139 48H140V47H139ZM145 48H146V47H145ZM160 48H162V47H160ZM187 48H188V47H187ZM194 48H195V45H194ZM204 48H205V47H204ZM235 48H238V46L235 47ZM239 48H240V47H239ZM239 48H238V49H239ZM250 48H251V47H250ZM252 48H253V47H252ZM254 48H255V47H254ZM66 49H68V48L66 47ZM78 49H79V48H78ZM78 49H77V51H78ZM80 49H81V48H80ZM80 49H79V50H80ZM83 49H85V48H83ZM83 49H82L81 51H83ZM95 49L92 50V51H95ZM118 49H119V48H118ZM149 49H150V48H149ZM154 49L152 48V51H153ZM163 49H164V48H163ZM168 49H170V48H168ZM173 49H175V48H173ZM179 49H180V48H178V50H179ZM181 49H182V48H181ZM190 49H191V48H190ZM209 49H210V48H209ZM224 49H225V48H224ZM227 49H228V48H227ZM240 49H241V48H240ZM258 49H259V46H258ZM262 49H263V48H262ZM262 49H260V50H258V51H256L255 49H254V50H255V52H258V53H259V51H261ZM8 50H9V49H8V47H7V49L5 50V52H10V51H8ZM23 50H25V49H23ZM32 50H33V48H32ZM36 50H37V49H36ZM44 50H45V49H44ZM47 50H48V49H47ZM47 50H46V51H47ZM55 50H56V48H55ZM55 50H54V51H55ZM57 50H58V49H57ZM120 50H121V49H120ZM140 50H141V49H140ZM143 50H144V49H143ZM143 50H142V51H143ZM161 50H162V49H161ZM175 50H176V49H175ZM182 50H183V49H182ZM182 50H181V51H182ZM194 50H195V49H194ZM219 50H220V49H219ZM232 50H233V49H232ZM243 50H244V49H243ZM243 50H242V51H243ZM2 51H3V50H2ZM19 51H21V49H20ZM28 51H29V48H28ZM28 51H27V52H28ZM63 51H65L64 48H63ZM81 51H80V52H81ZM85 51H87V49L84 50L83 52H81L82 55H84V52H85ZM97 51H98V50H97ZM99 51H101V50H99ZM135 51H136V50H135ZM148 51H149V50H148ZM165 51H166V49H165ZM179 51H180V50H179ZM186 51L188 52V50H186ZM195 51H196V50H195ZM198 51H199V50H198V47H197V52H198ZM205 51H206V50H205ZM207 51H211V52H212V50H207ZM221 51H222V50H221ZM223 51H224V50H223ZM226 51H227V50H226ZM233 51H234V50H233ZM242 51L240 50L241 53H242ZM245 51H246V50H245ZM247 51L249 52L250 49L247 50ZM262 51H263V50H262ZM3 52H4V51H3ZM3 52H0V53H3ZM29 52H30V51H29ZM41 52H42V51H41ZM72 52L74 53V51H72ZM72 52H71V55H72ZM89 52H90V51H89ZM102 52H104V51H102ZM120 52L123 53V50L120 51ZM137 52H138V50H137ZM159 52H160V50H159ZM162 52H163V51H162ZM162 52H161V53H162ZM177 52H178V51H177ZM183 52H185V51H183ZM191 52H192V50H191ZM191 52H190V54H191ZM216 52H218V51H216ZM234 52H235V51H234ZM243 52H244V51H243ZM49 53H50V52H49ZM51 53H53V54L55 55L56 52H53V51H52ZM65 53H66V52H65ZM75 53H76V52H75ZM86 53H88V52H86ZM91 53H92V52H91ZM93 53H94V52H93ZM97 53H98V52H97ZM106 53H107L106 55H108V52H106ZM125 53H126V52H125ZM132 53H133V52H132ZM139 53H140V51H139ZM146 53H147V52H146ZM174 53H175V52H174ZM193 53H194V51H193ZM202 53H203V52H202ZM222 53H223V52H222ZM222 53H221V54H222ZM258 53H257V54H258ZM3 54H4V53H3ZM7 54H8V53H7ZM31 54H32V53H31ZM42 54H44V53H42ZM59 54H60V53H59ZM78 54H80V53L78 52ZM78 54H77V55H78ZM89 54H90V53H89ZM100 54H101V53H100ZM117 54H119V53H117ZM117 54H115V55H117ZM126 54L130 55V53H128V52H127ZM126 54H125V60L127 59V58H126ZM140 54H141V53H140ZM142 54H144V53H142ZM148 54H150V52H149ZM168 54H170V53H168ZM176 54H177V53H176ZM226 54H228V53H226ZM236 54H237V53H236ZM244 54H245V53H243V56H244ZM248 54H249V53H248ZM248 54H247V55H248ZM251 54H252V53H251ZM257 54H256V55H257ZM260 54H261V53H260ZM263 54H264V53H263ZM1 55H2V54H1ZM32 55H33V54H32ZM34 55H36V54H34ZM40 55H41V54H40ZM48 55H49V54H48ZM62 55H63V56L60 55V56L62 57V59H63V58L66 59L67 56H69V54H67L66 57H64L65 54H62ZM73 55H76V54H73ZM73 55L71 56V58L73 57ZM128 55H127V56H128ZM138 55H139V54H137L136 56H138ZM145 55H146V54H145ZM150 55H151V54H150ZM163 55H164V54H163ZM165 55H167V54H165ZM232 55H235V54H232ZM238 55H239V54H238ZM258 55H259V54H258ZM11 56H13V55H11ZM38 56H39V55H38ZM50 56H51V55H50ZM80 56H81V55H80ZM84 56H85V55H84ZM87 56H88V55H87ZM90 56H91V54H90ZM92 56H94V54H93ZM98 56H99V53H98ZM100 56H101V55H100ZM100 56H99V58H100ZM109 56H110V55H109ZM130 56L132 57V59H133L134 57H136V56L133 57L132 54H131ZM146 56H147V55H146ZM179 56H180V55H179ZM191 56H192V55H191ZM203 56H205V55H203ZM229 56H231V55H229ZM249 56H250V55H249ZM251 56H252V55H251ZM0 57H2V56H0ZM19 57H20V55H19ZM19 57H18V58H19ZM41 57H42V55H41ZM41 57H40V58H41ZM44 57H45V55H44ZM57 57H59V56H57ZM78 57H79V56H78ZM106 57H108V56H106ZM106 57H105V58H102V62L106 59ZM115 57H116V56H115ZM118 57H120V54H119ZM151 57H152V56H151ZM155 57H158V56H155ZM169 57H170V55H169ZM184 57H185V56H184ZM231 57H232V56H231ZM233 57H234V56H233ZM233 57H232V58H233ZM236 57H237V56H236ZM236 57H235V58H236ZM255 57H256V56H255ZM255 57H253V58H255ZM261 57H262V56H259V58H261ZM5 58H6V57H5ZM5 58H2V59H5ZM12 58H15V57H11V60H14V59H12ZM16 58H17V57H16ZM42 58H43V57H42ZM68 58H69V57H68ZM68 58H67V59H68ZM86 58H87V57H86ZM112 58H114V57L112 56L111 59H112ZM128 58H129V56H128ZM138 58H140V61H141V59H144V58H141V57H138ZM138 58H136V59H138ZM147 58H148V56H147ZM149 58H150V57H149ZM153 58H154V57H153ZM177 58H178V57H177ZM195 58H196V57H195ZM218 58H219V57H218ZM246 58H247V60H248V57H246ZM253 58H252V59H253ZM257 58H258V56H257ZM0 59H1V58H0ZM7 59L9 60V58H6V60H7ZM19 59H20V58H19ZM19 59H18V60H19ZM29 59H30V57H29ZM29 59H27V62H28ZM62 59H61V60H62ZM65 59H63V60H65ZM84 59H85V58H84ZM84 59H83V60H84ZM89 59H90V58H89ZM97 59H98V57H96V60H97ZM111 59H109V60H111ZM114 59L117 60V58H114ZM119 59H120V58H119ZM119 59H118V60H119ZM129 59H130V58H129ZM129 59H128V60H129ZM132 59H131V61H134V60H132ZM134 59H135V58H134ZM136 59H135V60H136ZM145 59H146V58H145ZM151 59H152V58H151ZM170 59H171V57H170ZM172 59H173V58H172ZM179 59H180V58H179ZM203 59H204V58H203ZM214 59H215V58H214ZM243 59H244V58H243ZM255 59H256V58H255ZM255 59H254V60H255ZM20 60H21V59H20ZM24 60H25V59H24ZM61 60H60V58H59V61H61ZM69 60H70L69 62H67V60H65L66 62L64 61V62H65L64 64H65V65H67V63H70V64H71V61H74L75 58H73L72 60H71V59H69ZM80 60H81V57H80L79 61H80ZM99 60H100V59H99ZM120 60H123V58H121ZM125 60H124V61H125ZM184 60H185V59H184ZM184 60H183V61H184ZM190 60H191V59H190ZM198 60H199V59H198ZM205 60H207V59H205ZM217 60H218V59H217ZM219 60H220V59H219ZM236 60H237V59H236ZM236 60H235V61H236ZM247 60H246V61H247ZM263 60H264V59H263ZM41 61H42V60H41ZM44 61H45V60H44ZM56 61H57V59L55 60V63H53L52 65L57 64ZM77 61H78V59H77ZM93 61H94V58H93ZM143 61H144V60H143ZM143 61H142V62H143ZM145 61H147V60H145ZM148 61H149V60H148ZM179 61H180V60H179ZM207 61H208V60H207ZM207 61H206V62H207ZM223 61H224V60H223ZM238 61H239V60H237V62H238ZM251 61H252V60H251ZM251 61H249V62H251ZM0 62H1V61H0ZM6 62H7V65H8L9 68L12 67V66L9 65L10 62H11L10 64H12V61H6ZM8 62H9V63H8ZM13 62H14V61H13ZM15 62H16V65H18V64H17V63H18L17 60H16ZM15 62H14V65H15ZM25 62H26V61H25ZM27 62H26V63H27ZM29 62H30V61H29ZM32 62H33V60H32L30 63H32ZM53 62H54V57H53ZM57 62H58V61H57ZM100 62H101V61H100ZM107 62H108V58H107ZM107 62H106V60H105V63H107ZM110 62H111V61H110ZM113 62L115 63V61H113ZM117 62H118V61H116V63H117ZM121 62H123V61H121ZM138 62H139V61H138ZM138 62L136 61V63H135V61H134V63H135L134 68L136 67V64H138ZM142 62H141V63H142ZM168 62H169V60H168ZM195 62H196V61H195ZM209 62H210V61H209ZM217 62H220V61H217ZM217 62H216V64H217ZM237 62H236V63H237ZM242 62H243V61H242ZM242 62H241V63L239 62V63L243 65ZM258 62H260V61H258ZM33 63H34V62H33ZM51 63H52V62H51ZM74 63H75V62H74ZM80 63H81V61H80ZM80 63H78V64L75 63V65L77 64L76 67L78 66V68H79V67L82 68V64H80ZM82 63H83V62H82ZM85 63H87V62H85ZM89 63H91V62H89ZM92 63H93V62H92ZM96 63H98V61H97ZM96 63L94 62L93 64H96ZM119 63H120V62H119ZM125 63H126V62H125ZM131 63H132V62H131ZM154 63H155V62H154ZM156 63H157V62H156ZM163 63H164V62H163ZM163 63H162V64H163ZM175 63H176V62H175ZM177 63H178V62H177ZM207 63H208V62H207ZM213 63H214V62H213ZM220 63H221V62H220ZM225 63H226V61H225ZM244 63H245V62H244ZM251 63H252V62H251ZM253 63H254V61H253ZM3 64H4V63H3ZM19 64H20V63H19ZM37 64H38V63H37ZM44 64H45V63H44ZM49 64H50V63H49ZM58 64H60V62H59ZM62 64H63V63H62ZM72 64H73V63H72ZM79 64H80L81 66H79ZM87 64H88V63H87ZM100 64H101V63H100ZM107 64H108V63H107ZM128 64H129V63H127V65H128ZM139 64H140V63H139ZM145 64H146V66H147V63H145ZM173 64H174V63L172 62V65H173ZM183 64H184V62H183ZM185 64H186V63H185ZM228 64H229V63H228ZM247 64H248V63H247ZM249 64H250V63H249ZM260 64H261V62H260ZM262 64H263V63H262ZM0 65H1V64H0ZM31 65H32V64H31ZM40 65H41V64H40ZM65 65H63V66H65ZM73 65H74V64H73ZM91 65H92V64H91ZM96 65H97V64H96ZM129 65H130V64H129ZM129 65H128V66H129ZM131 65H132V64H131ZM133 65H134V64H133ZM143 65H144V63L141 65V67H142ZM163 65H164V64H163ZM166 65H167V64H166ZM166 65H165V66H166ZM193 65H194V64H193ZM203 65H204V64H203ZM208 65H209V64H208ZM208 65H207V66H208ZM225 65H226V64H225ZM230 65H231V64H230ZM235 65H236V64H235ZM242 65H241V66H242ZM256 65H257V63H256ZM4 66H6V64H4L3 67H4ZM47 66H48V63H47ZM55 66H57V65H55ZM85 66H86V65H85ZM98 66H99V65H98ZM102 66H103V65H102ZM106 66H107V65H106ZM111 66H112V65H111ZM138 66H139V65H138ZM149 66H150V65H149ZM165 66H164V67H165ZM185 66H186V65H185ZM188 66H189V65H188ZM194 66H195V65H194ZM250 66L252 67V64H250ZM250 66H249V67H250ZM260 66H261V65H260ZM6 67H7V66H6ZM21 67H22V66H21ZM35 67H36V66H35ZM35 67H34V68H35ZM40 67H41V66H40ZM40 67H38V68H40ZM43 67L47 68V67H46V64H45L44 66H42V69L40 68L41 70L39 69V71H43V70L45 71V68H43ZM69 67H70V68H69ZM69 67H68L69 69H67V70H69V71L71 70V72L74 73V72H73L74 70H72V68H73V69H74V68L76 69V67L73 66V67L71 68V65H70ZM86 67H87V66H86ZM90 67H92V66L89 65V67H87L86 69L88 70V68H90ZM100 67H101V65H100ZM107 67H109V66H107ZM107 67H106V68H107ZM144 67H145V65L143 66V68H144ZM155 67H156V66H154V68H155ZM158 67H160V66H158ZM172 67L175 68L174 65H173ZM176 67H177V65H176ZM190 67H191V66H190ZM201 67H202V66H201ZM216 67H217V66H216ZM222 67L224 68V66H222ZM229 67H230V66H229ZM239 67H240V66H239ZM257 67H258V66H257ZM12 68H13V67H12ZM18 68H19V67H18ZM24 68H25V67H24ZM38 68H36V70H37ZM66 68H67V67H65V69H66ZM93 68H94V67H92L91 69H93ZM106 68H105V69H106ZM120 68H121V67H120ZM129 68H130V70L132 69V72L134 71L132 67H128V69H129ZM154 68H153V69H154ZM167 68H168V67H167ZM174 68H173V69H174ZM179 68H180V67H178V70H179ZM183 68H184V67H183ZM185 68H186V67H185ZM220 68H221V67H220ZM254 68H255V66H254ZM260 68H261V67H260ZM262 68H263V67H262ZM0 69H1V68H0ZM26 69H27V68H26ZM28 69H29V68H28ZM50 69H51V68H50ZM53 69H55V71H56V67L54 68V66H53ZM57 69L59 70V68H57ZM79 69H80V68H79ZM91 69H90V70H91ZM100 69H101V68H100ZM102 69H103V68H102ZM109 69H110V68H109ZM122 69H124V71H126V70H127V71H130V70H128V69L125 70V68H122ZM157 69H158V68H157ZM161 69H162V68H161ZM165 69H166V68H165ZM170 69H172V68H170ZM175 69H176V68H175ZM189 69L192 70V67L189 68ZM189 69H188V70H189ZM198 69H199V68H198ZM263 69H264V68H263ZM263 69H261V71H262ZM1 70H2V69H1ZM16 70H17V69H16ZM77 70H78V69H77ZM77 70H76V71H77ZM80 70H81V72H82V69H80ZM80 70H78V71H80ZM83 70H85V69H83ZM97 70H99V67H98ZM97 70H94V71H97ZM114 70H115V69H114ZM114 70H113V71H114ZM145 70H147V69H145ZM167 70H168V69H167ZM178 70H176V71H178ZM180 70H181V69H180ZM218 70H219V69H218ZM230 70H231V68H230ZM246 70H247V69H246ZM250 70H251V69H250ZM9 71H10V70H9ZM14 71H15V69H14ZM25 71H26V70H25ZM62 71H64V70H62ZM65 71H66V70H65ZM91 71H92V70H91ZM99 71H100V70H99ZM99 71H97V72H95V73H98ZM159 71H160V69H159ZM164 71H165V70H164ZM168 71H169V70H168ZM183 71H185V70H183ZM193 71H194V70H193ZM195 71H196V69H195ZM200 71H201V70H200ZM202 71H203V70H202ZM228 71H229V70H228ZM231 71H232V70H231ZM233 71H234V70H233ZM233 71H232V72H233ZM248 71H249V70H248ZM15 72H16V71H15ZM18 72L20 73V71H18ZM29 72H30V71H29ZM29 72H28V73H29ZM36 72H37V71H36ZM52 72H53V71H52ZM57 72H59V71H57ZM60 72H61V68H60ZM104 72H105V71H104ZM109 72H110V71H109ZM109 72H108V71H107V73L105 72L106 75H107ZM117 72L119 73V76H120V75H121V72H119V71H117ZM122 72H123V71H122ZM154 72H155V71H154ZM165 72H167V71H165ZM165 72H164V73H165ZM169 72H170V71H169ZM174 72H175V71H174ZM197 72H198V71H197ZM206 72H207V71H206ZM218 72H219V71H218ZM258 72H259V71H258ZM28 73H27V74H28ZM46 73H47V71H46ZM64 73H65V72H64ZM67 73H68V72H66V74H67ZM79 73H80V72H79ZM84 73H88V71H87V72L84 71ZM101 73H102V75H104L103 72H101ZM110 73H111V72H110ZM112 73H113V72H112ZM112 73H111V74H112ZM135 73H136V72H135ZM157 73H159V72L157 71ZM182 73H183V72H182ZM184 73H185V72H184ZM189 73H190V71H189ZM189 73H188V74H189ZM198 73H200V72H198ZM207 73H208V72H207ZM212 73H213V72H212ZM220 73H221V71H220ZM242 73H245V72L242 71ZM259 73H260V72H259ZM259 73H258V75H259ZM17 74H18V73H17ZM48 74H51V73L49 72V73H47V75H48ZM77 74H78V73H77ZM77 74H76V76H77ZM88 74H89V73H88ZM92 74H93V72H92ZM113 74H114V73H113ZM116 74H117V73H116ZM141 74H142V73H140V76H141ZM174 74H175V73H174ZM188 74H187V75H188ZM221 74H222V73H221ZM228 74H230V73H228ZM233 74H234V72H233ZM239 74H240V73H239ZM255 74H256V73H255ZM263 74H264V73H263ZM28 75H29V74H28ZM28 75H27V76H28ZM47 75H44V76H47ZM51 75H53V74H51ZM94 75H95V74H94ZM108 75H109V74H108ZM131 75H132V74H131ZM143 75H144V74H143ZM150 75H151V74H150ZM156 75H158V74H156ZM162 75H163V74H162ZM164 75H165V74H164ZM164 75H163V76H164ZM166 75H167V73H166ZM169 75H170V74H169ZM190 75H192V74L190 73ZM197 75H198V74H197ZM219 75H220V74H219ZM219 75H217V73H216V75H214V76L218 77ZM223 75H224V73H223ZM261 75H262V74H261ZM19 76H20V75H19ZM53 76H54V75H53ZM64 76H66V75H64ZM68 76H69V74H68ZM68 76H67V77H68ZM78 76L80 77V75H78ZM96 76H97V74H96ZM123 76H124V75H123ZM152 76H153V74H152ZM173 76H174V75H173ZM175 76H176V75H175ZM177 76H178V74H177ZM194 76L196 77L195 74H194ZM202 76H204V75H202ZM205 76H206V75H205ZM214 76H213V78H214ZM225 76H226V75H225ZM244 76H245V75H244ZM244 76H243V77H244ZM23 77H24V76H23ZM62 77H63V76H62ZM67 77H65V78H67ZM81 77H82V76H81ZM113 77H114V75H113ZM126 77H127V76H126ZM129 77H130V76H129ZM129 77H128V79H129ZM138 77H139V75L137 76V79L140 80V78H141L142 76H141L140 78H138ZM144 77H145V76H144ZM144 77H143V78H144ZM155 77H156V76H155ZM164 77H165V76H164ZM167 77H168V76H167ZM167 77H165V78H167ZM169 77H171V76H169ZM169 77H168V78H169ZM178 77H179V76H178ZM178 77H177V79H175V81L178 80ZM181 77H182V75H181ZM183 77H184V75H183ZM187 77L189 78V76H187ZM187 77H186V78H187ZM195 77H194V78H195ZM199 77H200V76H199ZM226 77H228V79L231 78V77H229V76H226ZM237 77H238V76H237ZM250 77H251V76H250ZM46 78H47V77H46ZM46 78H45V79H46ZM105 78H106V76H105ZM110 78H111V77H110ZM120 78H121V77H120ZM134 78H136V77H134ZM134 78H133V79H134ZM145 78H146V77H145ZM158 78H159V77H158ZM188 78H187V79H188ZM196 78H198V76H197ZM201 78H202V77H201ZM208 78H209V76H208ZM232 78H233V76H232ZM234 78H235V77H234ZM234 78H233V80H234ZM245 78H246V77H245ZM245 78H244V79H245ZM52 79H53V78H52ZM52 79H51V80H52ZM56 79H57V78H56ZM56 79H55V80H56ZM81 79H82V78H81ZM108 79H109V77H108ZM156 79H157V78H156ZM156 79H153V80H156ZM161 79H163V78H161ZM181 79H182V78H181ZM192 79H193V78H192ZM216 79H217V78H216ZM224 79H225V78H224ZM242 79H243V78H242ZM246 79H247V78H246ZM249 79H250V78H249ZM70 80H71V78H70ZM75 80H76V79H75ZM95 80H97V79H95ZM98 80H99V78H98ZM101 80H102V79H101ZM112 80H113V79H112ZM121 80H122V79H121ZM123 80H124V78H123ZM129 80H130V79H129ZM139 80H138V81H139ZM167 80H169V79H167ZM197 80H198V79H197ZM212 80H213V79H212ZM250 80H251V79H250ZM250 80H249V81H250ZM254 80H256V79H254ZM40 81H42V80H40ZM62 81H63V80H62ZM78 81H79V80H78ZM115 81H116V80H115ZM131 81H132V80H131ZM140 81H141V80H140ZM140 81H139V83H140ZM151 81H152V79H151ZM157 81H158V83H163V82H160L159 79H157ZM157 81H152V82H155V83H156ZM171 81H172V80H171ZM190 81H192V80H190ZM207 81H209V80H207ZM224 81H225V80H224ZM228 81H229V80H228ZM231 81H232V80H231ZM259 81H261V80H259ZM262 81H263V80H262ZM38 82H39V81H38ZM59 82H60V81H59ZM79 82H80V81H79ZM81 82H82V80H81ZM106 82H107V81H106ZM118 82H119V81H118ZM127 82H130V81H127ZM141 82H142V81H141ZM147 82H148V81H147ZM165 82H166V81H165ZM187 82H188V81H187ZM193 82H195V81H193ZM215 82H216V80H215ZM217 82H218V81H217ZM220 82H222V81H219V83H220ZM226 82H227V81H226ZM226 82H224V83H226ZM253 82H255V81H253ZM257 82H258V81H257ZM62 83H63V82H62ZM62 83H60V84H62ZM92 83H93V82H92ZM124 83H125V82H124ZM130 83H131V82H130ZM166 83H167V82H166ZM175 83H176V82H175ZM240 83H241V81H240ZM242 83H243V82H242ZM251 83H252V82H251ZM251 83H250V86H251ZM263 83H264V82H263ZM81 84H82V83H81ZM136 84H137V83H136ZM168 84H169V83H168ZM190 84H191V83H190ZM200 84H201V83H200ZM202 84H203V82H202ZM202 84H201V85H202ZM210 84H211V83H210ZM216 84H217V83H216ZM220 84H221V83H220ZM247 84H248V83H247ZM255 84H256V82H255ZM259 84H260V83H259ZM50 85H51V83H50ZM101 85H102V84H101ZM123 85H124V84H123ZM160 85H161V84H160ZM163 85H164V83H163ZM178 85H179V84H178ZM187 85H188V84H187ZM193 85H194V84H193ZM218 85H219V84H218ZM218 85H217V86H218ZM235 85H236V84H235ZM245 85H246V84H245ZM248 85H249V84H248ZM262 85H263V84H262ZM170 86H171V85H170ZM182 86H183V85H182ZM191 86H192V85H191ZM219 86H220V85H219ZM226 86H227V85H226ZM228 86H229V85H228ZM250 86H247V87L249 88ZM51 87H52V86H51ZM96 87H97V86H96ZM164 87H165V86H164ZM183 87H184V86H183ZM192 87H193V86H192ZM207 87H208V86H207ZM223 87H224V85H223ZM230 87H231V86H230ZM245 87H246V86H245ZM247 87H246V88H247ZM256 87H257V86H256ZM45 88H46V87H45ZM75 88H77V87H75ZM177 88H178V87H177ZM184 88H185V87H184ZM208 88H209V87H208ZM211 88H212V87H211ZM220 88H221V87H220ZM246 88H245V89H246ZM258 88H259V86H258ZM46 89H47V88H46ZM77 89H78V88H77ZM188 89H189V88H188ZM190 89H191V88H190ZM194 89H195V88H194ZM194 89H192V90H194ZM206 89H207V88H206ZM206 89H205V90H206ZM237 89H239V88H237ZM243 89H244V88H243ZM250 89H251V88H250ZM250 89H248V90H250ZM255 89L257 90V88H255ZM80 90H81V89H80ZM80 90H79V91H80ZM130 90H132V89H130ZM198 90H199V89H198ZM213 90H214V89H213ZM223 90H225V89H223ZM248 90H247V91H248ZM259 90H260V89H259ZM26 91H27V90H26ZM84 91H85V90H84ZM127 91H128V90H127ZM181 91H182V90H181ZM200 91H201V90H200ZM227 91H228V90H227ZM231 91H232V90H231ZM234 91H235V90H234ZM244 91H245V90H244ZM247 91H246L245 93H247ZM250 91H251V90H250ZM263 91H264V90H263ZM263 91H262V93H263ZM21 92H22V91H21ZM27 92H28V91H27ZM29 92H30V90H29ZM203 92H205V91H203ZM255 92H256V91H255ZM215 93H216V92H215ZM217 93H218V92H217ZM222 93H223V91H222ZM257 93H258V90H257ZM224 94H225V92H224ZM206 95H207V94H206ZM262 95H263V94H262ZM184 96H185V95H184ZM207 96H208V95H207ZM222 96H223V95H222ZM244 96H245V94H244ZM250 96H251V95H250ZM19 97H20V96H19ZM35 97H36V96H35ZM38 97H39V96H38ZM210 97H211V96H210ZM225 97H226V96H225ZM248 97H249V96H248ZM242 98H243V97H242ZM260 98H262V97H260ZM31 99H32V98H31ZM34 99H35V98H34ZM223 99H224V98H223ZM254 99H255V98H254ZM258 100H259V99H258ZM231 101H232V100H231ZM242 101H243V100H242ZM245 101H246V100H245ZM261 101H262V100H261ZM26 102H27V101H26ZM26 102H20L19 104H20V106H21L22 108L26 107V108H24L25 110L30 109V110H32V111H31V112H28V111H29V110H28V111H27L28 114H26V111H24V109H23V110H18V113H17L16 115H17V116L20 115V116H22V117L25 118V119H26V118H29L31 121H33L32 123H33L34 125L39 124L38 122H42V124H43L44 120L46 121V118L43 117V114H42L43 112L41 113V111H40L39 108H36V107H34V106H31V105H30L31 103H26ZM37 102H38V101H37ZM243 102H244V101H243ZM255 102H256V101H255ZM54 103H55V102H54ZM203 103H204V102H203ZM241 103H242V102H241ZM249 103H250V102H249ZM17 104H18V103H17ZM201 104H202V103H201ZM233 104H234V103H233ZM261 104H262V103H261ZM38 105H39V104H38ZM230 106H231V105H230ZM235 106H236V105H235ZM263 106H264V104H263ZM33 107H34V108H33ZM260 107H261V106H260ZM31 108H32V109H31ZM239 108H240V107H239ZM41 109H42V111H43V108H41ZM156 109H157V108H156ZM5 110H6V109H5ZM5 110H4V111H5ZM10 110H11V109H10ZM220 110H221V109H220ZM8 111H9V109H8ZM37 111H39V114H41L42 117H40V118L38 117V118L36 119V116H35L34 114L36 113L37 116H38ZM95 111H96V110H95ZM139 111H140V110H139ZM139 111H138V112H139ZM231 111H232V110H231ZM218 112H219V111H218ZM218 112H216V113H218ZM32 113H34V114H32ZM174 113H175V112H174ZM2 114H3V113H2ZM29 114H30V115H33V116H35V117H34V118H33V116L29 117ZM210 114H211V113H210ZM91 115H92V114H91ZM154 115H155V114H154ZM228 115H230V116H231V115H234V116H246V115H243V114H241V113H239V112H234V113H231V114L228 113ZM97 116H98V115H97ZM102 116H103V115H102ZM136 116H137V115H136ZM226 117H227V116H226ZM246 117H247V116H246ZM31 118H33V119H31ZM116 118H118V117H116ZM116 118H115V119H116ZM132 118H133V117H132ZM132 118H130V117L128 118V116H127V119H126V120H127L128 124L130 123L131 120H133ZM167 118H168V117H167ZM247 118H249V117H247ZM89 119H90V118H89ZM108 119H109V118H108ZM149 119H150V118H149ZM161 119H162V118H161ZM5 120H6V119H5ZM37 120H38V122H37ZM39 120H41V121H39ZM78 120H79V119H78ZM109 120H110V119H109ZM116 120H117V119H116ZM116 120H115V121H116ZM169 120H170V119H169ZM178 120H179V119H178ZM219 120H221V119H219ZM93 121H94V120H93ZM99 121H100V120H99ZM222 121H223V120H222ZM36 122H37V124H36ZM46 122H47V121H46ZM80 122H81V120H80ZM116 122H117V121H116ZM133 122H134V121H133ZM216 122H217V120H216ZM13 123H14V122H13ZM159 123H160V122H159ZM40 124H41V123H40ZM40 124H39V125H40ZM42 124H41V125H42ZM104 124H105V123H104ZM146 124H147V123H146ZM161 124H162V123H161ZM212 124H213V123H212ZM5 125H6V123H5ZM8 125H9V124H8ZM15 125H16V124H15ZM41 125H40V126H41ZM147 125H148V124H147ZM209 125H211V124H209ZM42 126H43V125H42ZM125 126H126V125H125ZM142 126H143V125H142ZM168 126H169V125H168ZM239 126H240V125H239ZM8 127H9V126H8ZM116 127H117V126L112 125V127H109L108 130L106 129L107 131H106V130H105V131H104V130H101L100 132L96 133V138H97L96 140H97V143H98V147L101 148V149H103V150H105V151H107V152H112V151H114V150L116 151V150L121 146V147L123 148V156H122V158H121L119 161H122L123 163L126 162V163H128V164L130 165V170L132 171V173H133V175H134L133 178H135V179H138V180H144V179H150V178H154V179L162 178V177H163L162 175H159V174H158V175H154V173L157 172V170H158L159 168H161V167H162L164 164H166V163H163V162L161 163L160 161L157 162V160H155V159H153V158H152L153 160L151 159L150 153L152 152L153 144L150 142V144H149V148H150V150H147L148 147H147V144H146V140H145L142 136H140L138 132L135 133V134L132 133L131 136H130V139H129V136H128L129 134H128L127 131L124 133V136H123V131H121V130H119V129H116ZM146 127H147V126H145V128H146ZM149 127H150V126H149ZM206 127H208V126H206ZM222 127H223V126H222ZM4 128H5V127H4ZM69 128H70V127H69ZM166 128H167V127H166ZM189 128H190V127H189ZM243 128H244V127H243ZM125 129H126V128H125ZM158 129H161V128H158ZM186 129H187V128H186ZM1 130H2V129H1ZM86 130H87V129H86ZM91 130H92V129H91ZM128 130H129V129H128ZM142 130H143V128H142ZM152 130H153V128H152ZM156 130H157V129H156ZM165 130H166V129H165ZM189 130H190V129H189ZM202 130H203V129H202ZM60 131H61V130H60ZM130 131H131V130H130ZM133 131H134V130H133ZM135 131H136V130H135ZM135 131H134V132H135ZM139 131H141V130H139ZM203 131L205 132V130H203ZM163 132H164V131H163ZM171 132H172V131H171ZM185 132H186L185 127H182V125L179 126L178 139H177L178 142H177V145H178V143L180 142L181 144L179 143V146L182 145L183 147L185 146V147L187 148L188 144H189V143H193L194 141L191 142L190 139H192V138H191L189 135L187 136V134H186ZM142 133H143V132H142ZM142 133H141V134H142ZM172 133H173V132H172ZM216 133H217V132H216ZM220 133H221V132H220ZM234 133H235V132H234ZM74 134H75V133H74ZM83 134H84V133H83ZM99 134H101V135H99ZM170 134H171V133H170ZM200 134H201V133H200ZM165 136H166V135H165ZM76 137H77V136H76ZM103 137L106 138V139H103ZM154 137H155V136H154ZM188 137H190V139H188ZM192 137H193V136H192ZM193 138H194V137H193ZM226 138H227V137H226ZM244 138H246V137H244ZM244 138H243V139H244ZM250 138H251V137H250ZM252 138L254 139V136H252ZM261 138H262V137H261ZM165 139H166V137H165ZM216 139H217V138H216ZM189 140H190V141H189ZM229 140H231V139H228V140L226 139V141H229ZM260 140H261V139H260ZM65 141L68 142V140H66V139H65ZM185 141H186V142H185ZM187 141H189L188 144H187ZM219 141H220V140H219ZM222 141H224V139H223ZM245 141H247V145H248V146L251 144L250 142H248V140H245ZM249 141H250V139H249ZM85 142H87V147H88V148H91L92 145H94V143L91 142L90 140L85 141ZM161 142H162V141H161ZM182 142H184V143H182ZM212 142H213V140H212ZM243 142H244V140H241V143H242L241 147L243 146ZM185 143H186L187 145H184ZM194 143H195V142H194ZM194 143H193V144H189V145H190V146H191V145L193 146ZM227 143H229V142H227ZM234 143H235V142H234ZM252 143H253V142H252ZM258 143H259V142H258ZM258 143H256V145H257ZM260 143H261V142H260ZM174 144H175V143H174ZM217 144H218V142H217ZM244 144H245V143H244ZM165 145H166V144H165ZM177 145H176V146H177ZM221 145H222V144H221ZM223 145H225V144H223ZM163 146H164V145H163ZM166 146H167V145H166ZM179 146H177V149H178V148L182 149V147H181V146L179 147ZM192 146H191L190 150L188 149V148H189V147H188L187 150H185V149L183 148V150H182L181 152H180V149H179V151H178V154H179V155L182 154L183 157L186 159V162H185L186 164L189 163V162L187 163V159H188V161H190V160L192 159V157H191L190 160H189V158H188V156H190V155L193 156V154H192L193 152L191 151V150L193 149ZM208 146H209V145H208ZM208 146L206 147V150H205V149H202V150H200V151L205 150L204 152H205V154H206V153L208 152V150H207V149H208ZM215 146H216V145H214V143H213V145L211 146V148L213 147V148H215V149L218 150V148H216L217 146H216V147H215ZM248 146H247L248 150H246V151H250V152H251L252 150H250ZM251 146L254 147L255 145H254V144H253V145L251 144ZM257 146H258V145H257ZM257 146H256V147H257ZM259 146H260V144H259ZM228 147H229V146H228ZM228 147H226V148L223 147V149H222L223 152H221V155H223L222 153L225 152L224 149L226 150ZM245 147H246V146H243V148H245ZM96 148H97V147H96ZM154 148H155V145H154ZM161 148H162V147H161ZM167 148H168V147H167ZM204 148H205V145H204ZM211 148H209V151H211V150H210ZM213 148H212V149H213ZM221 148H222V146H221ZM243 148H242V149H243ZM257 148H259V147H257ZM215 149H213V150H215ZM252 149H253V148H252ZM254 149H255V148H254ZM174 150H175V149H174ZM217 150H215V152H217L216 154L219 153L220 148H219L218 151H217ZM243 150H245V149H243ZM256 150L258 151L259 149H256ZM260 150H261V149H260ZM88 151L90 152L91 150L88 149ZM92 151H93V150H92ZM155 151H156V150H155ZM185 151H186V152H185ZM200 151H199V154H200ZM206 151H207V152H206ZM179 152H180V153H179ZM204 152H202L201 155H202ZM211 152H212V155H211L210 152L207 153V155L212 156V158H214V159H212V161L215 162V160H217V159H215V158H216L218 155L215 154L216 156L213 157V155H214L215 152H214V151H211ZM226 152H227V151H226ZM234 152H235V151H234ZM250 152H247V156H248L247 159H248V160H249V157H250L251 154H252V152H251V154H250ZM229 153H230V151H229ZM248 153L250 154V156L248 155ZM260 153H261V152H260ZM219 154H220V153H219ZM244 154L246 155V152H244ZM253 154H254V153H253ZM258 154H259V153H258ZM258 154H257V157L259 156ZM182 155H181V156H182ZM207 155H206V156H207ZM185 156H186V157H185ZM199 156H200V155H199ZM202 156H203V155H202ZM202 156H200V158H201ZM227 156H228V155H227ZM227 156H226V157H227ZM255 156H256V155H255ZM255 156L252 155V157H255ZM133 157H136V159L134 160V164L131 163V161H132L131 159H132ZM221 157H222V156H220V158H221ZM223 157H224V156H223ZM223 157H222V159L225 158V157H224V158H223ZM231 157H232V156H230V158H231ZM242 157H243V155H242ZM245 157H246V156H245ZM257 157H255V158H257ZM159 158H160V157H159ZM161 158H162V157H161ZM209 158L211 159V157H209ZM217 158H218V160H219V156H218ZM259 158H260V157H259ZM157 159H158V158H157ZM166 159H167V158H166ZM203 159H204V157H203ZM206 159H207V157H206ZM222 159L220 160V162H221L222 164H219V161H216V162L214 163V164H216V163L218 164V165H217V164H216V165L219 166L218 168H220V170H222V169H221L222 167H223V169H226V168H227V164L224 162L225 165H223V162H222V161H224L225 159H224V160H222ZM227 159H229V158H227ZM234 159H235V158H234ZM244 159L247 160L246 158H244ZM251 159H254V158H250V160H251ZM261 159H262V157H261ZM130 160H131V161H130ZM192 160H193V159H192ZM200 160H201V159H200ZM230 160H231V159H230ZM230 160H227V161L229 162ZM232 160H233V158H232ZM232 160H231V161H232ZM248 160H247V161H248ZM250 160H249V161H250ZM166 161H167V160H166ZM204 161H206V160H203V162H204ZM212 161H211L210 163H213ZM225 161H226V160H225ZM227 161H226V162H227ZM233 161H234V160H233ZM242 161H244V160H242ZM249 161H248V163H249ZM260 161H261V160H260ZM228 162H227V163H228ZM251 162H252V161H251ZM253 162H254V160H253ZM255 162H256V159H255ZM258 162H259V161H258ZM208 163H209V162H208ZM173 164H174V163H170V164H168V166H172ZM201 164H203V163L201 162ZM204 164H206V163H204ZM246 164H247V162H246ZM212 165H213V164H212ZM229 165H232V164L229 163ZM229 165H228V166H229ZM238 165H240V164H238ZM186 166H187V165H186ZM197 166H198V165H197ZM200 166H203V165H200ZM207 166H209V165L207 164ZM207 166H206V167H207ZM217 166H215L214 168H213L212 166H210V167H212L213 170H214V169H216ZM241 166H242V163H241ZM232 167H233V166H232ZM195 168H196V167H195ZM197 168H201V167L198 166ZM197 168H196V170L194 171L195 174H197V172H196V171H198ZM202 168H203V167H202ZM207 168H209V167H207ZM207 168H206V170H207ZM228 168H229V167H228ZM234 168H235V167H234ZM165 169H166V168H165ZM176 170H177V169H176ZM206 170H205V172H206ZM209 170H210V169H209ZM220 170H216V171H214V173H216L217 171L220 172ZM230 170H231V168L227 169L226 172L224 171L225 174L222 173V171H221V173H218V172H217L219 175L216 174L215 177H218V178H221L222 176L225 177V175L228 174V173L230 172ZM200 171H201V170H200ZM210 171H211V170H210ZM166 172H167V170H166ZM232 172L234 173V171H232ZM202 173H203V170H202ZM208 173H209V172H208ZM195 174H194V175H195ZM212 174H213V173H212ZM212 174H210V175H212ZM202 175H203V174H202ZM206 175H207V173H206ZM208 175H209V174H208ZM213 175H214V174H213ZM203 176H204V175H203ZM197 177H199V175H198ZM211 177H212V176H211ZM199 178H200V177H199ZM206 179H207V178H206ZM162 180H163V179H162ZM164 180H168V182H169L170 184H174L178 189L180 188L179 185H178L179 182L176 181L177 179H176L175 177H171V176H169V177H167V178L164 179ZM203 180H204V179H203ZM210 180H211V179H210ZM205 181H206V180H205ZM208 181H209V180H207V182H208ZM216 181H217V180H216ZM202 182H203V181H202ZM204 183H205V182H204ZM204 183H203V184H204ZM217 183H218V181H217ZM205 184H207V183H205ZM205 184H204V185H205ZM219 184H220V183L216 184L213 180H212L210 183L208 182V185H207L208 187L205 188V189H206V193H210V192L214 193V192L222 191L223 189L220 187ZM204 185H203V186H204ZM223 187H224V186H223ZM225 190H226V189H225ZM247 197H248L252 202H256V200H257L256 195H254V194H248ZM256 206H257V205H256ZM257 208H258V210H259V212H260L261 218L264 220V211L261 210L258 206H257ZM262 258H263V257H262ZM259 264H263V262L260 260V261H259Z\"/></svg>","mask_w":264,"mask_h":264},{"label":"crops","instance_id":"3","mask_svg":"<svg viewBox=\"0 0 264 264\" xmlns=\"http://www.w3.org/2000/svg\"><path fill=\"white\" fill-rule=\"evenodd\" d=\"M137 117L146 118V119L141 120L142 122L147 121L148 125H145L147 126L145 132L142 133V131H139L138 133L140 136H142L146 140V144L148 147L147 150H150L149 148L150 142L153 144V149H152V152L150 153L151 159L153 158L157 160V162L160 161L161 163L162 162L166 163L164 165L174 163L172 166L175 167L178 165L179 167L178 172H173L172 174L167 175L165 177H162L159 179L150 178V179L141 180L143 184L154 183L155 185L161 186L160 190L166 191L169 189V187H167V184H169V182L162 180V179H166L169 176L179 178V176L184 174L187 170H189V168H193L194 166L198 165V161L200 159L199 151L204 149L205 144H207V146L209 145L208 147H210L213 145V143H217V142L223 143L221 141L222 139L226 137L229 139H232L229 141V143H226V147L229 146L228 149H231L230 155L233 158H235L234 161H232L233 162L232 169L230 170L228 174L225 175V177L222 176L221 178H217L215 176H212L211 179L216 184L220 183L219 185L223 189L222 191L214 192V195L218 194L216 196H225V197L227 196L226 197L227 199L224 197L225 199L224 201H227V203L234 202L236 204L237 213H238L237 219H236L237 226L240 223L241 217H242L243 223L246 222L244 220V214L246 212H250L248 209V203H247V200H250V199L247 197V195L248 194L256 195V193H253V191L255 189H258L264 186V145L260 146V149L262 150L261 161L257 160V163L251 162L248 164L242 162L241 160L242 157L240 154V153H243L242 152L243 150L241 147V144H242L241 140L244 138V133L247 131H244L243 125L235 126L233 123L235 122L244 123L243 121H240L238 118H235V117H228V118L223 119V121L219 120L215 122L212 126L209 127V129L205 133L200 134L199 129L196 128L193 121L190 119V116L187 115V113L184 110H181L174 106H169V105L152 106L138 113ZM125 124H127V126L129 125L128 123H125ZM184 124H187V131L185 133L195 140V143L193 145V150H192L193 160L190 161V164H187V166H184L185 165L184 158L182 156H179L178 149L176 146L178 142L177 139H178L179 126L182 125V127H185L183 126ZM158 128H161V129H158ZM44 143H45V140L39 143L36 147L32 149V151L28 153H33L35 150L42 147ZM154 145H155V148H154ZM97 155L98 154L96 152H92L89 154V159L93 161L97 157ZM68 157L71 163L76 165V167H78L79 170H82L81 173H83V177L84 176L87 177V175L90 173L92 174L93 169H97L101 167V164L95 163V162H92V164L82 165L80 164V161H83V159L76 155L74 156L72 155ZM135 159L136 157H133L131 159L133 164H134ZM18 160H19V157L17 156L0 154L1 162H17ZM106 162H103L102 165H105ZM240 162L244 166H240L241 168H238V164ZM92 166L97 167V168H92ZM232 171H234V173ZM159 175L161 174L159 173ZM205 176L207 179H209L206 174ZM216 180L218 181V183ZM257 193H259V191ZM243 196H245L246 198H244ZM232 197L235 198L237 201L236 200H235L236 202L233 201ZM240 208L242 209L241 214H240L241 212ZM252 216L254 218L253 222L256 223L258 219L254 211H252ZM248 221H249V218H248ZM152 241L153 240L151 241L149 240L147 245L142 247L141 250H139L140 252H142L144 255H147V256L138 254L136 256L127 257L126 259L123 260V264H159L158 262L153 261L149 258L151 257V258L156 259L158 256H162L165 250L161 248H157L153 245H149V243H151ZM126 249L129 251V253L135 254L137 252L136 249H132V247H126ZM194 254L196 255L197 259L201 261L203 264H238L235 258L226 259V258L213 257V256H209L208 254L207 255L203 254V252L199 249H197V251Z\"/></svg>","mask_w":264,"mask_h":264}]
</instances>
